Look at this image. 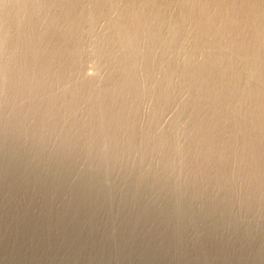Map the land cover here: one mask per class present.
Masks as SVG:
<instances>
[{
	"label": "rangeland",
	"instance_id": "rangeland-1",
	"mask_svg": "<svg viewBox=\"0 0 264 264\" xmlns=\"http://www.w3.org/2000/svg\"><path fill=\"white\" fill-rule=\"evenodd\" d=\"M89 1H91V2H89ZM89 1L85 0L86 3L84 4V8L86 9V11L84 10L85 13L83 14V16H86V14H87V16L89 15L90 17L88 18L86 16V17L80 18V20L83 18L86 20V22H84V23H83V21H85V20H81V21L79 20V22H78L77 19H74V21L75 20H77V21L73 22L72 15H69L70 13H67L69 16H67V14H65L66 12H63L64 14H62V12H61L62 10H60V8H62L60 6L61 5L60 2L58 3V1H54V2H57L59 4L60 7L58 8L57 3H54V2L52 3L51 1H49L48 3L44 2L45 4L47 3L46 5L48 7L46 9V7H45L46 5H44V11L49 10L47 12L51 13V15L48 13L49 16H51V17L49 18L48 15L44 16V14H43L44 18H42V21L41 22L39 21V22H37V24L34 25V27L36 29H38V31L33 29L34 27L32 28L34 31L31 29L30 30L28 29L29 31L23 30L26 28L22 29V32H23L22 34L23 35L25 34L24 37H26V35H27V37L33 36L35 39V38H39V37L41 38L43 36L42 34L46 30V27H50V26L53 27L51 29H55V32L60 33L59 36L60 35L62 36L64 34H66L67 32H70V31L65 30L68 28V25L70 26V29H71L70 34L73 32L71 34L72 38L75 37V38L71 39V41L73 40L75 42V44L73 41L72 42L71 41H68V42L63 41V42H66L69 44L71 43V46L74 45L73 47L70 48L69 44L65 43L67 45L66 46L62 42H60V44L61 45L64 44L65 47L63 45H62L63 47L61 45H58L59 41H61V40L57 39L58 37H55V39H54L53 35H49L50 37L47 36L49 39L46 37L47 41L46 40L45 41L48 42L46 44L48 45L50 43V45H48V46L45 44V41L43 42L45 37L41 38L42 41H40V43H41L40 47H39L40 52L50 51L52 49L51 46H53L51 43L53 42V44H54V40H55L56 44L58 43L55 46H57V48L60 51H62V53H63L62 57L58 60L59 67H58V65L56 66V69L58 71L55 69L50 70L52 72L54 71L52 73L49 70H48L49 71L48 72L47 69H44V70H46L44 72V70L42 69V70H40L41 73L39 72L37 74V71H39V70H36L33 67L31 69L30 65L33 63H30V62L32 61L31 59H32V56L34 55V53L31 54L32 56L29 55L30 57L27 56L26 54H28V53L30 54L32 52V50L34 49V48H32L33 47L32 44L25 43L26 44V46H25V44H22L23 42L22 43L18 42L13 47L15 50L10 49L9 47H6V45H4L3 47H0V50H2L3 53H6L5 58H4V56L2 55L3 53H1V51H0V53H1L0 57L2 56L1 60H0V66L3 65V64H1L3 62H4L3 66H5L6 64L10 65V71H12L11 75H15V73H17V71L21 67L27 68V70H26L27 72L25 73L26 79L23 76L22 79L19 78V79H17L18 81L16 80L18 83V89L21 88V86L25 84L26 80L33 79L34 76L37 77V76H39V74H40V76L42 75L41 77L39 76V78H40V79H38L39 82L37 81L38 77L37 78L35 77L36 79H33L34 82L37 81V83L40 84V80L42 79L46 85L49 83L47 85L48 89L47 90L43 89V91L41 90L42 92L40 91L39 88H37V87H39V85L36 84L35 87L37 89L33 88L34 86H32L30 89H28L29 91L25 89V91H21L22 93L20 92L21 95L26 94V96L22 95V97H21V95L20 94L18 95V93L15 94V96H14V90L15 91L17 90V87H15L14 85H17V83H15V84H13V82H11L12 84L10 82L7 83V81L4 80V77L2 75H0L1 76L0 77V82H1L0 84L3 83V85H0V90H1L0 94H3L4 96H6L5 97L6 99H3L4 96H3L2 100L0 99L1 100L0 104H2V102H3V104H5V102H6V104H5L6 107L4 106L5 108L3 106L0 107V110H1L0 111V122H2V125L0 124L1 125V127H0V136H1L0 140H2V142H3L2 143L0 141V145L3 144L2 145L3 148L0 146V264H264V175H263L264 171H262V168H264V161L261 160L264 158V150H263L264 148H260L261 144L264 147V139H262V137L264 138V131H263L264 130L263 129L264 128V123H263L264 122V119H263L264 118V105H263V103H264L263 102V100H264V96H263L264 95V90H263L264 89V76H263L264 73H262V72H264V70H263L264 69L263 68L264 63H263L262 67H261L262 62H261V65L257 64L255 66V68L260 67L259 70L257 68H256L257 70L252 69L253 71H251V68L246 69V71L247 70L251 71L253 76H255L254 72H256V74H258L257 78L262 77V79H263V80H261V78H258V80H260V82H262V83L258 82L256 86L254 85L260 91L258 92V90L254 87L256 92L254 91V89L250 92H253L255 94L250 93V95H247L248 97H253L251 99L249 98V100L252 104V102H253L252 100L255 99L256 96L260 97V95L263 94L262 95L263 97L261 96V98H262L261 101L263 103L260 102V104H259L260 107H259V105H256L257 107H259V110L257 107L254 108L255 110L257 108L256 111H254V109L252 107H251L252 109H250V106H253V104L252 105L250 104V106L248 105V102H249V101H247L248 97H247V99L246 98L244 99L247 101L248 107L246 106V102L245 103L243 102V106L245 104L246 108H240L239 107V109H240L239 110L237 107L242 106L241 105L242 103L239 101V104H240L239 105L238 103H235L234 102L235 99L232 98L230 103H227V106L225 105V107H223L224 110H227L224 112V114L225 115L227 114L229 116V118L227 115H226L227 117L224 116L227 118V119L226 118L225 119L231 120V118H232V121L228 120L229 121L228 122L226 120H223L224 122H222V120H221V123H222L221 126H219L221 124L220 122H219L220 124L218 123L219 125L212 122L213 124H215V125H213L211 123V121L214 120L216 108H217L218 112L221 109L220 105L217 106V103L220 104V102L219 101L214 102L216 98H215V96H213V94H215V93L218 94V92H217L218 90L214 89V90H216L215 93L213 92L214 90H212V91L210 90V92L212 94L209 93V95H205V96H204V94H202V96H200L201 94L198 93L200 91H198L199 88H198V86H196L197 85L196 80L190 81L188 79L189 81L185 82V79H187V78L182 77L183 75H181L182 73L179 70L175 71L171 67L165 68L168 73L166 72V70H164L163 63H164V60L166 58L169 59V63H171V61L174 62L171 64V66H173L175 63L177 65V63H180V62L181 63L184 62V65H186L187 60H185V59L186 58L190 59V57L193 59L195 57L194 60L197 59L196 61H198V62H203V61L205 62V60H203V59H205L204 57H206V54L208 56V53H209V55H210V53L212 54V55H210V57H212L215 54L219 58L221 55L220 54V48L218 47L219 48L218 49L215 46V44H213V43H210V46L213 44L212 46H215V48L218 50H215V48L213 49V47L212 46L210 47L209 44L207 46V42L204 44H199V45L196 44L197 46H195L194 44L196 42L194 39L196 37V34H192L193 30L191 28V25H188L186 27V30L185 29L183 30V33H181L182 31H178V30L175 31L174 30L177 33L176 35L174 34L175 32L172 29H170V31H172V33L169 31V28H167L168 26L165 24H167V22L172 18L173 13L170 14L171 18L170 17L168 18V16H166V15H168V12L170 13V11L174 12V15H176L178 12H180V11H178V12H176V11L182 9L181 8L182 2H180L181 0L179 2H175L173 5H171L172 6V8L170 7L171 10L168 11L167 14L165 15L167 17L166 18L167 20L166 19L163 20L164 17H159V20H160V18H162L161 20L165 21V24L163 22H160L161 20L159 21L158 18H157V20L159 21L160 24L157 22V20L155 22L154 19H152L153 17H151V15H153V14L150 15V12L149 13L147 12V14L145 16H143V18H141V19H144V18L148 19L149 18L148 19L149 22H147V21L141 22L142 25H148L149 24L148 28L146 30L147 34H146V31H144L142 33L141 32L139 33L141 36L140 35L139 36L132 35V36L133 37H140L141 38L140 41H146L147 42V44H145L146 42L141 43L143 45L141 48L144 49L143 51L146 54H144V53L142 54L143 51L141 52V50H140L141 48L137 49L140 52L139 51L137 52V50H136L137 53L135 52V54H134V51L136 48H130V47L123 48L124 50L128 49L126 51L127 53L123 52L121 45L119 47L118 41L117 42L111 41L110 37H114V34H116L115 35L116 37H117V34H118V37L120 34V37H121V34L123 35V33H124L119 28H115V29L116 30L118 29V31L120 30V33L117 32L116 30H114L113 25H112V19H115L116 17L121 15L120 12L122 9L121 10H119V9L125 8V6H126V5H124L126 3L125 1L121 0L122 6H120L121 2H118V1H117L118 3L116 2V4H118V6L120 8H118V6L115 4V2H113V4H112V2L109 3V4H111L110 7H109V4L104 5L105 6L104 8L108 7L109 9L106 8L107 10H105V9L100 10L101 12L99 11L100 12V13L98 12L99 14L96 12L97 8H95V7H98V5L101 3L100 2L101 0L100 1L99 0H93V1L89 0ZM94 1H97V2L94 3ZM98 1H99V4H98ZM139 1H141V0L137 1L138 3L136 4V6H140L141 3ZM202 1L204 3L206 0L205 1L202 0ZM202 1H200L201 4L199 3L201 6L204 5L202 3ZM92 2H93V4H92ZM143 2H144V0H143ZM143 2H142V4H144ZM209 2H210V0H209ZM90 3L93 6H90L91 5ZM48 4H50V5L48 6ZM51 4H53L54 6L56 4V9ZM114 4H115V7L117 6L116 9H114L115 8ZM85 5L86 6L88 5L87 6L88 11H87V7ZM112 5H113V7H112ZM52 7L54 8V10ZM92 7H94V8L92 9ZM26 10H28V9L24 8L22 13H24ZM51 10H52V12H51ZM55 10L60 12V14L59 13L57 14L56 13L57 11L55 12ZM103 11L104 12L108 11L109 14H108V12L103 13ZM123 11H124V9H123ZM89 12H91L92 15ZM117 12H119V13H117ZM52 13L54 15H52ZM95 14H96V17H95L96 19L93 18L95 16ZM97 14H98V17H97ZM57 15L58 16L61 15V16L58 17ZM65 15H66V17H65ZM101 15H103V17ZM148 15L150 17H147ZM161 16H163V15H161ZM56 17H58V18H56ZM62 17L64 20L61 19ZM175 17H177V15ZM51 18H52V21L50 20ZM53 18H55V20ZM65 18L66 19L70 18V20H66ZM87 19H89V21ZM146 19H144V20H146ZM186 19H184L185 20L184 22H187L186 24H188V21H190V19H187V20ZM45 20H47V22H43ZM48 20H50V21L48 22ZM56 20H57V22H56ZM71 20L74 24L72 22L71 23L67 22V21H71ZM91 20H93V21H91ZM109 20L111 23L108 22ZM59 21L62 23V25ZM64 21H66L65 25H63L65 23ZM150 21L155 22V23H152V24H154V27H155L156 23H158L159 26L161 25L162 27H163V25H165L166 31H164L165 27L162 28L161 26H160L161 27V31H160V27L158 28L157 27L158 24H156V27L159 29V31H158L160 34L159 36L161 38L159 39V36H158V38L154 39L155 41H153V43L149 44L148 43V39H149L148 34L153 30V27H152L153 25L152 24L150 25V23H151ZM42 22H43V24H42ZM55 22L56 23L59 22V24H56ZM190 22H189V24H191ZM38 23L40 25H38ZM67 23H68V25H67ZM75 23H77V24L81 23L80 25L78 24L80 27L77 24L75 25ZM85 23L86 24L90 23V24L86 25L87 27H85V26H83ZM48 24H49V26H47ZM37 25H38V28H37ZM55 25H56V27L60 26L59 30H58V28L54 27ZM73 25H75L76 27ZM15 26H18V25L16 23H13V27H15ZM71 26H72V28H71ZM11 27H12V25H11ZM150 27L152 29H149ZM156 27L154 30L157 29ZM109 28H110V30H109L110 34L109 35H111V36L108 35V33H109L108 29ZM61 29H64V30H61ZM70 29L68 28L67 30H70ZM41 30H43V31L41 32ZM60 30H61V32L63 31L64 33L61 34ZM26 31H27V33H26ZM31 31H32V33H29ZM51 31H53V30H51ZM121 31L123 33H121ZM167 31L169 34L171 33L170 37H172V38L169 37V34L167 33ZM184 31H186L187 33H189V32L190 33L192 32V33L188 34V36H187V33ZM194 31H195V29H194ZM33 32L34 33L37 32V35H36V33L34 34ZM38 32H40L41 34ZM114 32H117V33H114ZM165 32H166V34H168V38H169L168 40H171L170 42L168 40H166L167 35L165 34ZM28 33L31 35L28 36ZM38 34H40V36ZM77 34H79L78 36H81V38L82 39L84 38V39L80 40L79 39L80 37H78ZM82 34L84 35V37H82L83 36ZM143 34H144V36H143ZM172 34L175 35L174 38H173ZM262 34H263V29H262ZM71 35L68 37H71ZM73 35H75V36H73ZM105 35H106V37L108 35L110 40L108 37L105 38ZM162 35H163V37H162ZM177 35H179L180 37L182 36V37L176 39L175 37H178ZM76 36L78 39L76 38ZM151 36H152V33H151ZM183 36L184 37L186 36V37L183 39ZM51 37L54 40L51 41L50 40ZM143 37H144V40H143ZM190 37L192 39L194 38L193 40L195 43L192 41V39H190ZM101 38H103V39H101ZM145 38H146V40H145ZM156 39H158V40H156ZM174 39H176V40L174 41ZM181 39H182V41H181ZM185 39H187V40H185ZM106 40H107V45H106L107 49L104 48L105 44H106ZM172 40L174 41V43ZM184 40H185V42H184ZM49 41H51V42H49ZM81 41H83V42H81ZM102 41H104V42H102ZM79 42H81V43H79ZM110 42L112 45L110 44ZM114 42L119 47L118 48L116 46V49H118V51H120V49H121V52H123V53L117 52V50L114 47V45H115ZM166 42H168L167 45H166ZM182 42H184L185 44ZM19 43H20V45H19ZM113 43H114V45H113ZM180 43H182V44H180ZM186 43H189V46H191V48L189 46H187L188 44H186ZM42 44L46 45V47L44 45L42 46ZM79 44H81V46ZM108 44H110L112 47ZM163 44L165 46H163ZM177 44H179V45L177 46ZM21 45H23V47H21ZM76 45H79L77 48H80V49L74 50V47L76 48ZM159 45H162V46H159ZM180 45H182V46H180ZM203 45H205L204 48L202 47ZM234 45L235 44H233L230 47V49H235V47L232 48ZM154 46H155V48H154ZM68 48H70V50H68ZM109 48L110 49L113 48V50L111 49V52H110ZM150 48H151V50H148ZM152 48H154V49L152 50ZM179 48H180V50H179ZM186 48L188 49V51L186 50ZM182 49H183V51H181ZM189 49L192 51H190ZM206 49H207V51L209 49H211V50L208 51V53H207V51H205V54L203 55L202 52H204V50H206ZM76 50L79 51L80 55L78 53H76ZM100 50H102V52ZM155 50H156V52H154ZM213 50H215L217 53ZM262 50L264 52V49H262ZM262 50L260 51V53H262ZM128 51H130V52L128 53ZM189 51H190V53H189ZM22 52H23V54H25L27 56V58L29 60L26 59V56H25V58L23 57L24 55L22 54ZM131 52H133V54H131ZM148 52H150V53L147 54ZM75 53H76V55L77 54L78 55L77 56L74 55ZM156 53H158L159 55H157ZM183 53L185 56H183ZM233 53H234V51L230 52L231 55ZM10 54H11V56H10ZM16 54H17V56L20 55L19 58L21 60L18 59ZM126 54H128L129 57ZM136 54L138 55L137 58L135 57ZM150 54H152L153 57L156 54V56L154 57V62L155 61H157V62H155V63L152 62V64L147 63V61H149L147 58H149ZM165 54H168L169 57H171V56L172 57L168 58V56H166ZM175 54H176V56H175ZM187 54H188V57H186ZM194 54L197 55L198 58L196 56H194ZM230 54L227 53V55H230ZM262 54L264 55V53H262ZM262 54H259L260 59L264 58V57H262L263 56ZM70 55H72V56L70 57ZM108 55H109V57H107ZM124 55L127 56V59ZM131 55H134V56H131ZM144 55H145L147 61H145ZM178 55H179V58L177 57ZM12 56L14 57V59L12 58L14 62L11 59ZM101 56H104V57H101ZM216 56H214V58H217ZM7 57H10V59ZM22 57L24 58V60L22 59ZM72 57L74 59L73 63H71ZM130 57L131 58L135 57L133 59V60H135V65H136L135 69H134L135 65H133V66L128 65V64H131L130 62H127ZM16 58L18 59L19 63H18V61H16L17 60ZM104 58L106 59V63H108V64L110 63L109 66H108V64L105 63ZM131 58L129 61H132ZM237 58H239V57H237ZM7 59L13 62L12 66H11L12 62L9 61V63H8ZM66 59L68 61H70V63L72 65L69 63V65H70L69 66L67 64L68 61H66ZM117 59H119L118 62L116 61ZM159 59L161 61H158ZM167 59L165 60L166 63L168 62ZM170 59H172V60H170ZM175 59L177 61L178 60L179 61L177 62V61H175ZM239 59H241V58H239ZM239 59L235 60V64L237 66L234 65V70H236L237 72L241 71L240 72L241 74H243L242 72L246 73V75L248 74V76H246V77L249 78L251 76V72L247 73L248 71L245 72L243 70V68H241L242 65H245V64L242 60L241 61L243 63L241 61H239ZM2 60H3V62H2ZM33 60H34V58H33ZM108 60H109V62H108ZM125 60H127V61H125ZM183 60H185V61H183ZM20 61L23 63L21 64ZM61 61H62V64H60ZM75 61H77V62H75ZM115 61L117 63V67L115 66L116 63L114 65ZM138 61H139V63H138ZM237 61L241 62L242 65H240L241 63H239V62L237 63ZM16 62H17V66L15 64ZM120 62H122V63H120ZM75 64H77L78 67ZM120 64H122V65L126 64L127 65V67L124 68L125 70L122 69V66ZM155 64H156V67L159 64V67L156 68ZM180 64L178 67H180V69H181L183 67V65L181 64L182 65V67H181ZM26 65H28L30 69H28V66H26ZM119 65L121 67H119ZM124 65H123V67H124ZM137 65H139L138 68H137ZM150 65H152V66H150ZM176 65H175V67H176ZM3 66H1V67H3ZM74 66H76L75 68L78 71L74 68ZM110 66H112V67L115 66L114 68L115 69L119 68L120 71L122 69L123 73L122 72L120 73V71L118 69L117 70L114 69V73L111 72L112 74H110V77H109L110 71L113 70V69H111L112 67L110 68ZM162 66H163V69H162ZM252 66L253 65H250V67H252ZM128 67H129V69H132L133 71H135L133 75H132L133 71L131 72V70H129ZM147 67H150V68L147 69ZM247 67H248V65H247ZM68 68H70V69H68ZM71 68H72V70H71ZM142 68H143V70H142ZM155 68H156V70H155ZM158 68H161V69H158ZM15 69H17V70L15 71ZM65 69H66V71H65ZM126 69L128 70V73H127ZM144 69L149 70V72L147 70L145 71ZM150 69H153V70L150 71ZM169 69H170V72H169ZM13 70H14V73H13ZM29 70L30 71L33 70V71H31L33 74L35 72L36 73L34 75H32V73L29 72ZM70 70H71V72L73 70H75L77 72L73 71V75H72V73L69 72ZM141 70H142V72H141ZM159 70H160V72H159ZM59 71H61V74H63L65 77L63 75H61L60 73H58ZM62 71H63V73H62ZM115 71H116V73H118V75H115ZM137 71L139 74H137ZM143 71H144V74H142V76H143V78H142V76H139V75H141V73H143ZM177 71L180 73L176 74ZM42 72H44V73H42ZM46 72H47V76L45 74ZM124 72L127 73L129 77H130V75H131V77L134 76L135 73H136V76H134V79L133 78H124L125 77V76H123L125 74ZM161 72L163 74H161ZM237 72H235V73L240 74ZM260 72L262 73V76H260V74H261ZM49 73H50V75H49ZM55 73H58L57 75L61 79L57 78L58 76H56ZM74 73H76V76L74 75ZM165 73H166V75H164ZM29 74L32 76L31 78L29 77L30 76ZM51 74H55V75L51 76ZM169 74H170V76H169ZM111 75H114V76L111 77ZM150 75H151V77H150ZM45 76L48 78H46ZM128 76L126 75V77H128ZM161 76H163V78ZM175 76H176V79H175ZM114 77H116V78L119 77L120 79L119 78L116 79ZM139 77H141V78H139ZM177 77L178 78L182 77L183 80H182V78H180V81L182 80L180 82L177 79ZM251 77L249 78V80L251 83H254L255 77L252 78L253 81L251 80ZM110 78H111V80L109 81ZM137 78L139 80L142 79V81L144 79V81H147V82H144V81L139 82V81H137L138 80ZM164 78L165 79L167 78L166 81L168 83H164V82H166ZM1 79H3V80H1ZM51 79H53V81ZM115 79L119 80L118 83ZM158 79H162V80H160L161 82ZM173 79H175V80H173ZM21 80H23L24 82ZM62 80L63 81L65 80V82H62ZM81 80L82 81L86 80L85 82H83L85 84H83ZM112 80H113V83H111ZM125 80H128V81H125ZM153 80L156 83H158L157 80L159 81V83L163 82L162 83L163 85L159 84V86H158V84L155 83L156 87H154V86H152L154 84ZM168 80L169 81L171 80V81L169 82ZM245 80H241V81L243 82ZM16 81L14 80V82H16ZM51 81L56 83V84L54 85V83H52ZM79 81H80L81 85L83 84L84 87L86 85V89L84 88L85 90L83 89V86L78 84ZM87 81H89V82H87ZM34 82H33V84H34ZM61 82H62V84H61ZM72 82H73V85H72ZM86 82L88 84H86ZM114 82H115V84H114ZM120 82L121 83L124 82V83H122V85H121ZM133 82L138 87L139 86H142V87L138 88V87H136V85L133 86L134 85ZM189 82L191 84L194 83V85L195 84L196 85L195 86L191 85V84H189ZM227 82H228V84L230 83V81H228V79H227ZM233 82L234 81H231V85L233 84ZM4 83H5V85H4ZM51 83H52V85L49 86ZM119 83H120V87H119ZM126 83L128 85H126ZM139 83H144L145 85L144 84L140 85ZM171 83H173V84H171ZM184 83H188L189 86L191 85L190 87H193V86L194 87L192 89H190V88H188L189 86H187L188 84L185 85ZM57 84H61V85L58 86ZM90 84H92V86L88 87V86H90ZM258 84H260V89H259ZM111 85H112V87H111ZM113 85H115V86H113ZM129 85L130 86L132 85L131 88H129L130 87ZM165 85L166 86L170 85L171 87L170 86L166 87ZM173 85L176 87H174ZM262 85H263V87L261 89ZM4 86H6V87H4ZM7 86H9V87H7ZM53 86H54V89H53ZM74 86H75V88H74ZM76 86H77V88H76ZM11 87H13V89ZM55 87H56V90L58 91L57 93H56ZM59 87H61V89ZM121 87H123L122 90H124V89L126 90V88H127V91H126L127 94L125 91H124V93H123V91H121L123 94L118 92V91H120ZM10 88L12 89V90H10L12 92L9 91ZM22 88H24V86H22ZM62 88L64 90L68 88V90L64 91ZM108 88H110V89H108ZM140 88H143V89H141V91H140L139 90ZM158 88H159V90H158ZM177 88H178V90H177ZM186 88L189 90H187ZM32 89H34V90H32ZM58 89L62 90V91L60 92ZM72 89H75V92H73L74 90H72ZM81 89L84 90L83 94H82L83 90H81ZM117 89H119V90H117ZM128 89L131 90V92L133 89V92L135 91L136 93L132 92V94H130V91ZM166 89H167L168 93H166L167 92ZM171 89H173L174 91ZM30 90H32V91H30ZM48 90H50V91H48ZM106 90L107 91L111 90V91L107 93ZM137 90L139 92H137ZM157 90L159 92L156 93ZM261 90L263 92H261ZM33 91H35V92H33ZM36 91H38V92L40 91V93L38 95H36L38 93ZM44 91H46V93ZM76 91H77V95L74 96L73 94L74 93L76 94ZM104 91H106V92H104ZM160 91L162 92L161 94H160ZM171 91H173V92L171 93ZM195 91L196 92L198 91L197 94L195 93ZM8 92H9V94H7ZM32 92L35 94V96L33 95L34 100L33 99L30 100L32 98V96H31L32 94H30V96H31L30 97L29 93H32ZM48 92H52V93H48ZM59 92H60V94H58ZM66 92L69 94H66ZM88 92H89V94H88ZM163 92H165V93H163ZM11 93H13V95ZM53 93H54V95L57 94L58 97L60 95L61 97H59V98H60V100L62 99L61 100L62 102L65 100L66 101L70 100L71 102L65 101V103L62 104L60 102L59 98H56L57 95L54 96ZM61 93H63V94L65 93L67 97L65 96V94L62 96ZM90 93H91V95H90ZM105 93L109 94V95H106V97L105 96L103 97L102 94L105 95ZM139 93H141V94H139ZM155 93H156V95H155ZM45 94L51 95L52 98L48 97V95H47V97H45L46 96ZM124 94H125V98L121 97V96H124ZM133 94L135 97L136 96L137 97L135 98L133 96ZM166 94L169 95V97ZM198 94H200V95H198ZM10 95L12 97H15V99L13 100V98L10 97ZM110 95L113 96V98ZM118 95L120 98L117 97ZM160 95H161V97H160ZM172 95H173V97H172ZM254 95H256V96H254ZM37 96H38V99H39V96L45 97V98H40V100L44 99L43 100L44 102L41 101L43 103V104L41 103L42 105L39 103L40 101L39 102L35 101V100H37V98H36ZM126 96H128V99L126 98ZM209 96H211L215 99H213V100L208 99V101L211 100L212 105L206 106L205 100L207 97L209 98ZM70 97H72V98H70ZM108 97H110V98H108ZM131 97H133L132 98V100L134 99L133 101H131V99H130ZM165 97H167L168 99L166 98L167 99L166 100ZM196 97H198V98H196ZM201 97H203L205 99H200ZM8 98H10V100L11 99L12 100L10 101ZM26 98H27V100H26ZM47 98H48V100H47ZM53 98H55V99H53ZM106 98L108 100H106ZM139 98L141 101L139 100ZM156 98H158V99H156ZM159 98H160V100H159ZM169 98H170V100H169ZM72 99L74 101L76 100L75 101L76 103L74 101H73L74 102L73 103ZM109 99H111V101H109ZM118 99H121V100L119 101ZM122 99L129 100L130 103L134 107L135 106L137 107L136 109L138 111H136L132 105H130L131 107L129 105H127V103L130 104L127 100H125V103H126L125 104L124 100H122ZM193 99H197L199 102L202 100L203 102L201 101V103H199V105L197 106L196 104H198V101L194 100L196 102V104H195ZM5 100H7L9 102H7ZM15 100L17 101L16 104H15V102H16ZM45 100H46V102H45ZM56 100H57V102H56ZM116 100H118V101H116ZM136 100H137V102H136ZM163 100L165 101V103ZM12 101H14V102H12ZM23 101H25L26 103H23ZM27 101L29 102V104H31V103L32 104L28 105ZM30 101H32V102L30 103ZM47 101H49V102H47ZM53 101H55V102H53ZM107 101L111 102L112 106H111V104H109V102L107 103ZM159 101L160 102L162 101L161 103L164 105L159 103ZM11 102H12V104H10ZM21 102H22V104H20ZM36 102L39 104V106H37L38 104H36ZM50 102L54 103V104L53 103L52 104L54 105V107H56L55 111L51 110V109L45 110V108H47V107L48 108H54L51 106L52 104ZM118 102H121V103H118ZM191 102H194L195 106H193ZM231 102H233V105L231 104ZM48 103H50L49 104L50 106L48 105ZM55 103H56V105H55ZM68 103H70V104L68 105ZM234 103L238 106H236ZM261 103L263 105V108H261ZM17 104H19L20 106H18ZM23 104L25 105V107ZM34 104L37 106V109L35 108L36 106ZM65 104H66V106H64ZM94 104L96 107L94 106ZM138 104H139V106H138ZM183 104H184V106H183ZM16 105L18 106V108ZM59 105H61V106H59ZM161 105H162V107H161ZM165 105H167V106H165ZM10 106L11 107L14 106L13 108L16 110L11 109ZM26 106H27V109H26ZM41 106L45 107V108H43L44 110L43 109L40 110V108H38ZM159 106H160V108H159ZM199 106H201V107H199ZM20 107H21L22 111L21 110L19 111ZM57 107H58V110H60L62 108L63 109L60 110V112H59L57 110ZM123 107L126 111L123 109ZM163 107H164V109H163ZM211 107L212 108L214 107V108L212 109ZM28 108H29V110H28ZM118 108H120V109H118ZM126 108L129 110V113H128V110ZM131 108H132V110H131ZM196 108L201 109V111L196 109ZM247 108H249V110L254 111V112H251V111L249 112ZM3 109H5V111ZM8 109H11V110L8 111ZM38 109L42 112L40 113V111H37ZM116 109H118L119 111ZM210 109H211V111H210ZM236 109L238 111H236ZM242 109H244V110L246 109L247 112H249V114H247V112H246V114L250 117L253 116L251 118L252 119L255 118L254 119L255 121L250 119V117H248L246 114L242 115L243 113H245ZM23 110H25V112ZM32 110H34V112ZM50 110H51V113L54 114V116H53V114L52 115L50 114ZM95 110H96V113H94ZM230 110H231V112H230ZM10 111L12 113L14 112L13 117H12V114ZM15 111L16 112L17 111L23 112L22 115H21V113L18 112L22 116V118L19 114L18 115L20 117L17 116V113ZM27 111H30L29 113H31V114L33 113V114L32 115L28 114ZM35 111H36V113H35ZM56 111H57V113H56ZM104 111H106V112H104ZM116 111H117V113H116ZM134 111H136V112H134ZM2 112H4V113H2ZM43 112L45 114H43ZM74 112L76 114L73 116ZM102 112H104L106 114H104ZM111 112L114 113V116H113V113H111ZM130 112L131 113L134 112L135 113L134 116H136V117H134L133 114H131ZM194 112H196L195 115H194ZM199 112H200V114H199ZM202 112L206 115L204 116V114H202ZM236 112L237 113L239 112V113L237 114ZM241 112H242V114H240ZM258 112L259 113L262 112L263 114L260 115ZM46 113H47V115L48 114H50V115L47 116ZM58 113H60L61 115L59 114L57 116ZM122 113H125V114L120 115ZM127 113L129 115L126 116ZM257 113L259 114L258 116H263L261 119H260V117L257 116L259 118V120H262L261 122H262L263 126L261 125V122H259V120L254 116ZM10 114H11L12 118L11 117L9 118ZM23 114L26 117H24ZM35 114H37V115H35ZM41 114H42V116L44 115L43 118H41L42 117ZM89 114L90 115L93 114V115L90 116ZM102 114H103V117H102ZM116 114H118L117 118H116ZM197 114H198V117L200 119L197 117L193 118L194 116H197ZM190 115H192L191 119H190ZM200 115L202 116V118L204 116V118L202 119L200 117ZM232 115H233V117H232ZM237 115L239 116V118L241 116L242 117L244 116L243 118H245V119L240 118V120L237 121V119H239ZM37 116L38 117L40 116V118H37ZM59 116H61V117H59ZM69 116H72V117L70 118ZM88 116H90L89 118L91 120L88 118ZM236 116H237V118H236ZM16 117L20 118L23 121V123L21 122L20 119H17L18 120L17 121ZM63 117H65V119H67V120H65ZM67 117L70 119H68ZM119 117H121V118L118 119ZM208 117H209V120H208ZM13 118H15V122L12 121ZM59 118H60V120H59L60 124L58 123V121H56ZM125 118L126 119L128 118L127 119L128 121ZM132 118L135 120V122H134V120H132ZM233 118L236 120H234ZM5 119L9 121V124L8 123L6 124ZM24 119H26V120H24ZM28 119H29V121H28ZM38 119H40V121L41 120L42 121L39 122ZM49 119H53L55 121L51 122V124H50ZM72 119L74 120V122ZM113 119L115 121V124L111 125L110 122L112 123ZM116 119L118 120L119 123L116 122L117 121ZM123 119H125V121ZM194 119L197 121L199 120L198 123L196 121H194ZM48 120H49V122H48ZM89 120L92 121V123H89L90 122ZM200 120H202V121H200ZM207 120H208V123H207ZM243 120L247 122L246 125L244 124L245 122ZM249 120L251 122L254 121V123L256 122L257 124L255 123V126H254V123H251V124H253V126H250ZM16 121L18 122V124L20 123L21 125H18L16 123ZM45 121H46V125L50 124V125H48V127L45 124H43V122L45 123ZM60 121H62V122H60ZM129 121H132V122H129ZM225 121L227 124L233 123L234 125L233 124L227 125L225 123ZM239 121L240 122L243 121L244 123L241 122L243 125H241V123L235 124V122L239 123ZM3 122L5 125H3ZM10 122H11V124H15V123L16 124L11 126ZM26 122L28 124L27 126H26ZM37 122H38V124H36ZM67 122H69L68 125H67ZM86 122H88L89 124ZM202 122H203V124H201ZM34 123H35V125H34ZM41 123H42L43 127L40 126V128H39V124L41 125ZM61 123H63V124H61ZM129 123L133 124L132 129L130 128L131 124H129ZM134 123H135V125H134ZM56 124L57 125L59 124L60 126L59 125L57 126ZM194 124L197 126H195ZM205 124L209 127H210V125L211 126L213 125L212 129L213 128L214 129L209 130L211 127L207 128V126ZM17 125L19 127L21 126L24 129L18 130V129H21V127L19 128ZM44 125H45V128H44ZM63 125L69 126V128L67 127L68 129L65 128L67 131L68 130L70 131V133L69 132L67 133L65 131L67 133V136L65 135V132L62 131V130H64ZM98 125L101 126L102 131ZM118 125L123 127V128L121 127V131H120V127ZM125 125L126 126L130 125V126L126 127ZM200 125L203 128L200 127V130L198 131V128ZM248 125L250 126V128L253 127L254 130H250ZM4 126H7V127H4ZM62 126H63V128H62ZM88 126H90V127H88ZM193 126L195 128L197 127V130ZM224 126H226V127H224ZM239 126L241 129L239 128ZM244 126L245 127L247 126V128H249V129L243 128ZM12 127L15 129L13 130ZM25 127L27 130L25 129ZM60 127L62 128V130L60 129ZM108 127H110V128L108 129ZM113 127H117L118 129L113 128ZM124 127H126V128L124 129ZM190 127H191V130H190ZM222 127H224V129ZM259 127H261L262 130L259 131ZM33 128H35V129H33ZM89 128H90V130H89ZM135 128L137 130H139V133ZM228 128H229V130H228ZM230 128L233 130V133H230V132H232ZM253 128H251V129H253ZM42 129L45 132L42 131ZM47 129H48V131H47ZM126 129L129 132H127ZM235 129H237L239 134H236L237 131H235ZM257 129H258V132H257ZM15 130L19 134L21 132H23V133H21V135H19L16 133ZM35 130H36V132H35ZM72 130H73V134H72ZM97 130L100 133V135L97 132ZM103 130H105V131H103ZM108 130H111V131L109 132ZM188 130L190 131L189 136L191 133H193L194 130L195 131L193 134H196V135H193V134L191 135L190 141H189V139H187ZM220 130H222V132H223L222 134L220 133ZM239 130H241V131H239ZM37 131L38 132L42 131V133L45 135V138L44 137L42 138L41 133H37ZM75 131H76V133H74ZM107 131H108V133H107ZM122 131H124L125 133ZM133 131L136 133H134ZM234 131H235V135H233ZM247 131H249L250 134H251V132L256 133V136L254 133H253L254 134L253 136H251L252 134L251 135L249 133L247 134L246 133ZM1 132L4 133L5 137L2 135L3 133L1 134ZM120 132H121V134H120ZM201 132H202V134H201ZM259 132H261V133H259ZM34 133H36L39 136L37 137V135ZM215 133H218L217 135L219 137L216 136ZM225 133L229 134V135L231 134V136H233V137L230 138V136L228 135L227 138L229 137L230 139L229 138L227 139ZM240 133H241V135H240ZM262 133H263V136L261 137L260 134H262ZM112 134L114 135L113 137H112ZM131 134H136V135L133 136ZM213 134H215L216 137ZM219 134H221V135H219ZM242 134H244V136ZM13 135H14V137H12ZM16 135H19V136H16ZM31 135L34 136L35 138L34 137L32 138ZM77 135L80 138H77ZM116 135H118V136H116ZM130 135L132 136V138L130 137ZM205 135H208V136L204 137ZM210 135H212V136H210ZM247 135H248V138L251 142H245L244 141V140H246V141L248 140ZM15 136H16V138H15ZM196 136L198 139L195 138ZM40 137H41V139H40ZM97 137H98V139H97ZM208 137H210V138H208ZM212 137H213V139H212ZM237 137L239 139L236 140L235 138H237ZM253 137L256 140L252 142V140H254ZM257 137H260L259 138L260 141L258 140ZM1 138H3V139H1ZM76 138L81 139V141H78ZM111 138H112V141H111ZM188 138H190V137H188ZM201 138H203V139L206 138L207 143L205 142V140L203 141V139L199 140ZM216 138H218V141H219L218 143L221 144L222 148H219L221 146H216V143H217ZM221 138H222V140H224V138H225V140H224L225 143H224V141L220 140ZM242 138H243V140H241ZM10 139H12V140H10ZM15 139H16L17 144L15 142ZM32 139L33 140L37 139V140L33 141ZM99 139H100V142H99ZM193 139H196V140L194 141ZM210 139L212 140V142H211L212 145L210 144V141H211ZM40 140L42 141V143L38 142ZM109 140H110V142H109ZM127 140H130L131 145L128 144L129 142ZM132 140H135V141H132ZM238 140L239 141L241 140V141L239 142ZM257 140L259 142H261V141H263V142H261L260 144H255V142H258ZM131 141L134 143H132ZM193 141L195 143H192ZM196 141H197V143H196ZM198 141H201V142L198 143ZM220 141H222V142H220ZM227 141L229 142L228 145L226 144ZM242 141H243V143H242ZM10 142H11V144H10ZM13 142H15V143H13ZM60 142H62L63 144L64 143L66 144V142H67L70 150L65 148V146L67 147V144L66 145L64 144L65 146L63 147V145L62 146L60 145L61 144ZM174 142L176 144H174ZM231 142H232V144H234V143L235 144L236 143L241 144V146L237 145V144L236 145L234 144L235 146L231 145V146H233L232 151L233 150L235 151V149H237L239 146L241 148L239 147L240 149L238 148L236 150L237 153H236V151L235 152L233 151L234 153H232V151L230 150V153H232V155H229L230 153L228 152L226 157H227V159H228V156H229V158L230 157L231 158L227 160L224 155L227 153V151H229V149H231V147L229 146L231 144ZM32 143H35V145ZM37 143H40V144H37ZM58 143H60V144H58ZM93 143L95 145H93ZM201 143H203V144L201 145ZM223 143H224V147L222 145ZM75 144H77V145H75ZM207 144L209 145V148H207L208 146H206V149H207V152H206L205 146H203V145H207ZM225 144L229 147H227ZM247 144H249V146L250 145L252 146V144H253L254 146L252 148H250ZM132 145L133 146L135 145L134 146L135 148ZM178 145L180 147L183 146V148L181 147L182 148L181 149ZM214 145H215V147H214ZM174 146H177V148H176L177 152L175 151ZM210 146H212V148L214 150L211 151L212 148ZM236 146H238V147H236ZM256 146L257 147L259 146L258 147L259 150ZM61 147H63L64 149ZM73 147L75 148V151H74ZM91 147L92 148L94 147V148L91 149ZM226 147H227V150H226ZM234 147H235V149H234ZM247 147H249L251 150L248 149ZM186 148H187V150H186ZM253 148H257V152L255 150L253 151ZM71 149L74 152H70ZM125 149H127V151ZM131 149H133V150H131ZM183 149H184V151H183ZM208 149H210V151ZM218 149L219 150L221 149V150L219 151ZM242 149H244V150H242ZM30 150H31V152H30ZM145 150L146 151L148 150L149 152L147 151L148 152L147 153ZM171 150L173 153L171 152ZM178 150H180V151H178ZM215 150L218 151V154H216L217 152ZM144 151L146 153H142ZM168 151H170V152H168ZM186 151L189 152V156L187 155L188 152H186ZM192 151L194 153H192ZM208 151H209V153H208ZM221 151H223V153H221ZM259 151L261 154L263 152V154H262L263 156L259 153ZM181 152H182V154L186 153L184 158L182 157L183 155H180ZM190 152H191V155H194L195 158L190 155ZM204 152H206L208 155L207 154L205 155ZM238 152L240 154L242 152L243 153V154H241L242 156H240ZM253 152H254V154H253ZM27 153H31V154H29V156H28ZM171 153L173 154V158L169 159L168 157H172ZM219 153H220V155H219ZM162 154L164 157H166V156L167 157L165 159L163 157V159H162L161 158ZM210 154H211V156H210ZM212 154H213V156L215 154L216 155L213 157ZM245 154H247L248 160L245 157L246 156ZM250 154L252 156H250ZM109 155L110 156L113 155L112 156L113 158L110 159L111 157ZM179 156L182 158H180ZM206 156H207V158H206ZM105 157H107V158H105ZM108 157H110V158H108ZM216 157H218L219 159ZM252 157L257 158V161H258L257 164H255L256 159L252 158ZM261 157H263V158H261ZM221 158H223V159H221ZM160 159H162V161ZM191 159H193V160H191ZM199 159H201V161ZM203 159L204 160L206 159L205 160L206 163H205V161H203ZM240 159L241 160L243 159L242 163H244L246 161L247 162V163L245 162L246 165H245V163L241 164ZM244 159H246V160L244 161ZM258 159H260L261 161H259ZM62 160H64L65 162H63ZM166 160H167V162L170 160L171 161L166 163ZM180 160H182V161H180ZM184 160L185 161L188 160V162L186 163ZM214 160H216V161H214ZM220 160H222L224 162L226 161L225 162L226 166H224V164H223L224 162L221 161V163H220ZM249 160H252V162ZM60 161H62V162H60ZM182 162H184V164ZM215 162H216V164H215ZM217 162L220 165H218ZM250 162L257 165L256 166L257 168H255V166H253V164L250 165ZM260 162H261V164H260ZM28 163H30V164H28ZM33 163H35V164H33ZM247 164H249L250 167H248ZM184 165H186V166H184ZM244 166L248 167V168L246 167V170L248 169L247 172H246ZM180 167H181V169H182V167H183V169L185 167H187V168H185L184 170L182 169V172H181ZM239 167H243L244 169L239 168ZM251 167L260 171L259 172L260 177H258V178H260L259 180H257V178L255 177V176H259L258 171H256V170H254L255 172L253 171L254 174L256 173L257 175L256 174L254 175L253 172H249V168L251 170ZM192 168H193V170H192ZM221 168H223V169H221ZM224 168H225V170H224ZM177 169H179V170H177ZM259 169H261V170H259ZM173 171H175V173ZM218 171H220V172H218ZM185 172H187V173H185ZM201 172L203 174H201ZM221 172H224V173H221ZM244 172H246L247 174ZM177 173H179L180 175ZM197 173L198 174L200 173V176H198ZM238 173H240V174H238ZM172 174H173L174 179L172 178ZM174 174L177 175L176 176L177 178L174 177ZM217 174H218V176H217ZM220 174H222L223 177L219 176ZM248 174H250V176ZM251 174L253 175L252 177H251ZM165 176L168 178H166ZM207 176L209 178L211 177L210 180H212L213 183H212V181L207 182V180H206L208 178ZM220 177L222 179L225 177V180H222ZM249 177H251L252 179L254 177L256 181L254 179H253L254 181H252V179ZM163 178L165 179V181ZM198 178L199 179L201 178L200 179L201 183H200V180H198V182H195V181H197ZM209 178H208V180H209ZM213 179H215V180H213ZM166 181H169V182H166ZM158 182L160 184H158ZM156 183L158 185H162V187L158 186ZM214 183L217 184V186H214ZM210 185H212L213 187ZM91 186H93V188L89 189ZM193 186H196V187H193ZM252 187H253V189H252ZM135 189L138 191H136ZM190 190H194V191L192 192ZM222 190L224 191V193ZM91 191H92V193H91ZM134 191H135V193L137 192L135 195L133 194ZM250 191L252 192L251 194H250ZM129 193H131L132 195ZM250 195H252V196H250ZM126 196L128 197V199ZM135 196L137 198H135ZM248 196H250V197H248ZM130 198H132L133 201ZM216 199H219V200L216 201ZM220 199H222V200H220ZM224 199H226V200H224ZM171 200H173V201H171ZM227 200H229V201H227ZM169 201H170V203L168 204L167 202H169ZM176 203H179L178 206L180 205V203L181 204L183 203L184 205L183 204L180 205L179 209L180 208L181 209L179 210ZM172 204H173V206H171ZM174 204H175V206H174ZM188 204L189 205L192 204L193 207H191L192 205L189 206ZM187 205L190 207L189 209L186 208ZM172 208H174V210ZM218 210H220V212ZM216 211H218V212H216Z\"/></svg>",
	"mask_w": 264,
	"mask_h": 264
},
{
	"label": "bare ground",
	"instance_id": "bare-ground-1",
	"mask_svg": "<svg viewBox=\"0 0 264 264\" xmlns=\"http://www.w3.org/2000/svg\"><path fill=\"white\" fill-rule=\"evenodd\" d=\"M49 1H51L52 3L54 2V1H58V3L60 2V6L62 7V8H60V10H62L61 12H62V14H64L63 12H66L65 14H67V13H70L69 15H72V19H73V22H75V21H77L78 20V22H79V20H80V18H82V17H86L87 16V14H86V16H83V14L85 13V11H86V9L84 8V4L86 3L85 2V0H0V47H3L4 45H6V47H9L10 49H14L13 47L18 43V42H23L22 44H25V43H28V44H32L33 45V47L32 48H34L33 50H32V52L29 54H26L27 56H29V55H31V54H33L34 53V55L32 56V61L30 62V63H33V64H31L30 66H31V69H32V67L34 68V69H36V70H39V71H37V74L40 72V70H44V69H47V71L49 70H57L56 69V66L58 65V60L62 57V55H63V53H62V51H60L58 48H57V46H55V45H57L56 43H55V37H58L57 39H59V40H61V41H59V44L58 45H61L60 44V42H62V43H66V42H68V41H71V39H73V38H75V37H73L72 38V33L70 34V32H71V29H70V26L68 25V23L70 22H72V20L71 21H67L68 23H67V25H68V28L70 29V30H67V29H65L66 31H70V32H67L66 34H64V35H60L59 36V34L60 33H58V32H55V29H51V28H53V27H46V30L43 32V36L41 37V38H44L45 37V39L43 40V42L48 38L47 36H49V35H53V37H54V39L51 37V41L52 40H54V44H53V42L51 43L53 46H51V50L50 51H43V52H40V41H42V39L39 37V38H35L34 39V37L32 36V37H30L29 35H31V34H29V33H32V31L31 32H29L28 33V36L29 37H27V35H26V37H24V35L22 34L23 32H22V29L23 28H26V29H23V30H27V31H29L30 29L31 30H33V29H35L36 31H38V29H36L35 27H34V25L35 24H37V22H41L42 21V18H44V16H47L48 15V17L50 18L51 16H49V14L51 15V13L50 12H47V11H49V10H47V11H44V5H46ZM89 1V0H88ZM93 1V0H92ZM100 1V0H99ZM99 1H98V4H99ZM121 2V0H101L100 2V4L98 5L97 3V5H98V7H95V8H97V13L100 11V10H103V9H105V10H107L106 8H108V7H106V8H104L105 6L104 5H107V4H109V3H111L112 2V4H113V2H115V4H116V2ZM122 1H125L126 3L124 4V5H126L125 6V8H120L119 6H118V4H116L117 6H118V8H120L119 10H121V12H120V16H118V17H116L115 19H112V25H113V28H114V30H116L115 28H119L120 30H122L121 31V33H123V35L121 34V37H120V34H119V37H118V34H117V37L115 36L116 34H114V37H110L111 38V41H115V42H117L118 41V43H119V47H120V45H121V47H122V49L123 48H127V47H130V48H136L135 49V51H134V54H135V52H136V50L137 49H140L143 45L141 44V43H143V42H146V41H140L141 40V38L140 37H133L132 35H137V36H139L140 34V32L142 33V32H144V31H146L147 30V28H148V25H142V23L141 22H145V21H147V22H149V18L148 19H146V18H144V19H146V20H144V19H141V18H143V16H145L146 14H147V12L149 13L150 12V15L151 14H153V15H151V17H153L152 19H154V21L156 22V20H157V18H158V20H159V17H164L163 18V20H165L167 17L166 16H168V18L171 16L170 14L171 13H173V15H172V18L167 22V24H165V21H162L161 19L162 18H160V22H163L165 25H167L168 27L167 28H169V31H170V29H172L173 31L175 30H178V31H182L181 33H183V30L185 29L186 30V27L188 26V25H191V28H192V34H196V37H195V42H194V40L190 37V39H192V41L195 43L194 45L195 46H197V45H199V44H204V43H206L207 42V46H208V44H209V46H210V43H213V44H215V46L218 48H220V57L218 58L214 53V55L212 56V57H210V55H212L211 53H210V55H209V53H208V51H210L211 49H209L208 51H207V49L206 50H204V52H202L203 53V55L205 54V51H207V53H208V56H207V54H206V57H204L205 59H203V60H205V62L203 61V62H198V61H196V60H194L195 59V57H194V59L193 58H191L190 57V59H188V58H184L185 60H187V63H186V65H184V62L183 63H181L182 65H183V67H182V65L180 64V63H177V65H176V63L173 65V66H171V64L172 63H174V62H172L171 61V63H169V59H167L168 60V62L166 63L165 62V60H164V63H163V66H164V70H166L165 68H169V67H171L173 70H179L182 74L181 75H183L182 77H184V78H187V79H185V82H188L189 80L190 81H195L196 80V83H197V85L196 86H198V88L200 89H198L197 87V89H198V91H200V92H198V93H200V94H198V95H200V96H202V94H204V96L205 95H209V93H211L210 92V90L212 91V90H214V89H216V90H218L217 92H218V94L217 93H215L216 92V90H214L213 92L216 94H213V96H215V98H213V97H211V96H209V98L207 97L206 98V100H205V105L206 106H211L212 104H211V100L210 101H208V99H215V101L214 102H217V101H219L220 102V104H218L217 103V106L218 105H220L221 106V109L219 110V112H218V110H217V108H216V111H215V116H214V120L213 121H211V123L213 122V123H215V124H218L219 122L221 123V120H222V122H224L223 120H226L227 118V116L224 114V112L225 111H227V110H224V108L223 107H225V105L227 106V103H230V101L232 100V98L233 99H235L234 100V102L235 103H238L239 104V101L242 103L241 105L243 106V102L245 103L246 102V106H247V101H249L250 102V100H249V98L251 99V98H253V97H248L247 95H250V93H253V92H250V91H252L253 89H254V87L257 85V83L259 82V83H262V82H260V80H258V78H261V80H263L262 79V77H258L257 78V75L258 74H256V72H254L255 74V76H253L252 75V72L251 71H253L254 69L255 70H259V68H255V66L257 65V64H259V65H261V62H262V65H261V67L263 66V63H264V58H261L260 59V57H259V54H262V53H264L263 52V50L262 49H264V0H210V2H209V0L206 2L205 0V2L203 3V1L202 0H144V2H143V0H141V1H139L141 4H142V2L144 3V4H140V6H136V4L138 3L137 1L138 0H122ZM182 2V4H181V10H177L176 12H178V11H180V12H178L176 15H177V17H175L176 15H174V12H171L170 10V7L172 8V6L171 5H173L175 2ZM200 1H202V3L204 4V5H200L201 4V2ZM44 2H47L46 4L44 3ZM89 2H91V1H89ZM95 2H97V1H94V3ZM117 2V3H118ZM54 3H57V2H54ZM57 3V4H58ZM200 3V4H199ZM89 4V3H88ZM91 4V3H90ZM92 4H93V2H92ZM90 5V6H93V5ZM95 4V5H96ZM115 4H114V7H115ZM121 5L120 6H122V2L120 3ZM200 6H199V5ZM50 4H48V6H49ZM51 5H53V4H51ZM110 5L111 4H109V7H110ZM54 6V5H53ZM59 6V4H58V8L60 7ZM86 6V5H85ZM88 6V5H87ZM86 6V7H87ZM116 6V7H117ZM46 7V9L48 8L47 7V5L45 6ZM55 9H56V4H55ZM94 7H92V9L94 8ZM112 7H113V5H112ZM116 7L114 8V9H116ZM24 8H27L28 10H26L24 13H22L23 12V9ZM53 8V7H52ZM90 8V7H89ZM50 9V8H49ZM91 9V8H90ZM109 9V8H108ZM111 9V8H110ZM113 9V8H112ZM123 9H124V11H123ZM53 10H54V8H53ZM58 10V9H57ZM57 10H55V12L57 11ZM85 10V11H84ZM87 11H88V7H87ZM91 11V10H90ZM115 11V10H114ZM168 11H170V13L168 12ZM51 12H52V10H51ZM54 12V11H53ZM93 12V11H92ZM101 12V11H100ZM99 12V13H100ZM105 12H108V11H105ZM104 11H103V13H105ZM167 12H168V15H166L167 14ZM27 13V14H26ZM49 13V14H48ZM57 14L59 13L60 14V12H56ZM87 13V12H86ZM91 15H92V13L91 12H89ZM98 13V14H99ZM117 13H119V12H117ZM43 14H44V16H43ZM98 14H97V17H98ZM107 14V13H106ZM108 14H109V12H108ZM52 15H54L53 13H52ZM68 14H67V16H69ZM161 15H163V16H161ZM166 15V16H165ZM43 16V17H42ZM56 16V15H55ZM58 16V15H57ZM61 15H59L58 17H60ZM64 16V15H63ZM94 16V15H93ZM102 17H103V15H101ZM58 17H56V18H58ZM65 17H66V15H65ZM88 18L90 17L89 15L87 16ZM92 17V16H91ZM96 17V14H95V16L93 17V18H95ZM147 17H150L149 15L147 16ZM190 19V21H188V24H186L187 22H184L185 20L184 19ZM47 19V18H46ZM54 20H55V18H53ZM60 19V18H59ZM61 19H63V17L61 18ZM60 19V20H61ZM66 19V18H65ZM74 19H77V20H75L74 21ZM92 19V18H91ZM96 19V18H95ZM186 19V20H187ZM51 21H52V18L50 19ZM50 20H48V22L50 21ZM64 20V19H63ZM66 20H70V18L68 19H66ZM81 20H85L84 18L83 19H81ZM80 20V21H81ZM88 21H89V19H87ZM142 20V21H141ZM144 20V21H143ZM157 20V22L159 23V21ZM167 20V19H166ZM11 21V22H10ZM91 21H93V20H91ZM43 22H47V20H45V21H43ZM43 22H42V24H43ZM54 22V21H53ZM56 22H57V20H56ZM55 22V23H56ZM60 22V21H59ZM59 22L58 23H56V24H59ZM63 22V21H62ZM65 23L63 24V25H65L66 24V21H64ZM72 22V23H73ZM84 22H86V20L85 21H83V23ZM108 22H110V20L108 21ZM151 23H150V25L152 24V23H155V22H153V21H150ZM189 22L191 23V24H189ZM12 23V24H11ZM13 23H16L18 26H15V27H13ZM19 23V24H18ZM54 23V24H55ZM61 23V22H60ZM82 23V24H83ZM111 23V22H110ZM158 23H156V24H158ZM185 23V24H184ZM41 24V25H42ZM74 24V23H73ZM77 23H75V25H76ZM79 24V23H78ZM77 24V25H78ZM81 24V23H80ZM79 24V25H80ZM90 23H85L83 26H85V27H87L86 25H89ZM109 24V23H108ZM156 24H155V27H156ZM160 24V23H159ZM159 24H158V28L161 26H159ZM11 25H12V27H11ZM38 25H40L39 23H38ZM38 25H37V28H38ZM61 25H62V23H61ZM72 25V24H71ZM75 25H73V26H75ZM78 25V26H79ZM153 26V30L148 34L149 35V39H148V43L150 44V43H153V41H155L154 39L155 38H158V36L160 35L159 34V29L157 28L156 30H154L155 29V27H154V24H152ZM165 25H163V27H165ZM46 26V25H45ZM47 26H49V24L47 25ZM110 26V25H109ZM108 26V27H109ZM147 26V27H146ZM34 27V28H33ZM54 27H56V25L54 26ZM64 27V26H63ZM76 27V26H75ZM80 27V26H79ZM82 27V26H81ZM111 27V26H110ZM162 27V26H161ZM161 27H160V31H161ZM162 27V28H163ZM190 27V26H189ZM33 28V29H32ZM44 28V27H43ZM42 28V29H43ZM56 28H58V30H59V28H60V26L59 27H56ZM62 28V27H61ZM71 28H72V26H71ZM29 29V30H28ZM45 29V28H44ZM64 29H61V30H64ZM74 29V28H73ZM149 29H152L151 27L149 28ZM194 29H195V31H194ZM262 29H263V34H262ZM51 30H53V31H51ZM61 30H60V32H61ZM76 30V29H75ZM74 30V31H75ZM110 30V28L108 29V31ZM120 30L118 31V29L116 30L117 32H119L120 33ZM27 31H26V33H27ZM34 31V30H33ZM43 30H41V32H42ZM164 31H166V27H165V30ZM163 31V32H164ZM174 31V32H175ZM177 31V32H178ZM117 32H114V33H117ZM162 32V33H163ZM171 33H172V31H170ZM173 32V33H174ZM184 32H186V31H184ZM189 32V31H188ZM196 32V33H195ZM25 33V32H24ZM34 33V32H33ZM36 33V35H37V32H35ZM34 33V34H35ZM38 33H40V32H38ZM58 33V34H57ZM62 33H64L63 31L61 32V34ZM108 33V32H107ZM112 33V32H111ZM151 33H152V36H151ZM161 33V34H162ZM167 33H168V31H167ZM170 33V34H171ZM179 33V32H178ZM187 33V32H186ZM185 33V34H186ZM190 32L189 33H187V36H188V34H191ZM41 34V33H40ZM40 34H38L39 36H40ZM84 34V33H83ZM82 34V35H83ZM110 34V31H109V33H108V35ZM145 34V33H144ZM144 34H143V36H144ZM146 34H147V31H146ZM165 34H166V32H165ZM169 34V33H168ZM168 34H166L167 35V39L166 40H168L169 38H168ZM170 34H169V37H170ZM175 35L177 34L176 32L174 33ZM71 35V37H68V36H70ZM79 34H77V36H78ZM108 35H107V37H108ZM113 35V34H112ZM165 35V36H166ZM173 35V34H172ZM171 35V36H172ZM175 35H173V38H174V36ZM181 35V34H180ZM35 36V35H34ZM67 36V37H66ZM73 36H75V35H73ZM77 36H76V38H77ZM109 36H111V35H109ZM131 36V37H130ZM141 36V35H140ZM151 36V37H150ZM178 37H175L176 39L177 38H181L179 35H177ZM195 36V35H194ZM193 36V37H194ZM36 37V36H35ZM47 37V38H46ZM50 37V36H49ZM78 37H80L79 39L81 40L82 38H81V36H78ZM82 37H84V35L82 36ZM106 37V35H105V38H107ZM162 37H163V35H162ZM186 37V36H185ZM184 36H183V39L185 38ZM109 38V37H108ZM110 38H109V40H110ZM161 37L159 36V39H160ZM170 38H172V37H170ZM189 38V37H188ZM261 38V39H260ZM41 39V40H40ZM49 39V38H48ZM56 39V40H57ZM78 39V38H77ZM84 39V38H83ZM82 39V40H83ZM101 39H103V38H101ZM100 39V40H101ZM176 39H174V41L176 40ZM143 40H144V37H143ZM145 40H146V38H145ZM156 40H158V39H156ZM165 40V41H166ZM180 40V39H179ZM185 40H187V39H185ZM185 40H184V42H185ZM47 41V40H46ZM45 41V44L46 43H48V42H46ZM51 41H49V42H51ZM58 41V40H57ZM63 41H66V42H63ZM73 41V40H72ZM71 41V42H72ZM79 41V40H78ZM105 41V40H104ZM104 41H102V42H104ZM161 41V40H160ZM164 41V42H165ZM169 42L171 41V40H168ZM173 41V40H172ZM174 41H173V43H174ZM181 41H182V39H181ZM42 42V43H43ZM74 42V41H73ZM81 42H83V41H81ZM81 42H79V43H81ZM114 42V43H115ZM162 42V41H161ZM178 42V41H177ZM184 42H182V43H184ZM187 42V41H186ZM101 43V42H100ZM109 43V42H108ZM114 43H113V45H114ZM155 43V42H154ZM159 43V42H158ZM167 43L168 42H166V45H167ZM182 43H180V44H182ZM64 44H62L64 47H65V45L66 44H69V43H66L65 45ZM74 44H75V42H74ZM102 44V43H101ZM110 44H111V42H110ZM110 44H108V45H110ZM145 44H147V42L145 43ZM162 44V43H161ZM165 44V43H164ZM163 44V46H165ZM176 44V43H175ZM185 44V43H184ZM186 44H188L187 46H189V43H186ZM191 44V43H190ZM197 44V45H196ZM212 44V45H213ZM233 44H235L232 48H234L235 47V49H230V47L233 45ZM19 45H20V43H19ZM44 44H42V46H43ZM47 45V44H46ZM46 45H44L45 47H46ZM48 45H50V43L48 44ZM47 45V46H48ZM61 45V46H62ZM80 46H81V44H79ZM79 45H76V48L74 47V50L75 49H80V48H77ZM103 45V44H102ZM101 45V46H102ZM106 45H107V40H106V44H105V47L104 48H106L107 49V47H106ZM112 45V44H111ZM110 45V46H111ZM155 45V44H154ZM157 45V44H156ZM179 44H177V46H178ZM206 45V44H205ZM205 45H203L202 47L204 48V46ZM211 45V46H212ZM25 46H26V44H25ZM62 46V47H63ZM67 46V45H66ZM69 46H70V48L71 47H73V46H71V43L69 44ZM68 46V47H69ZM100 46V47H101ZM116 43H115V45H114V47H115V49H116ZM153 46V45H152ZM159 46H162V45H159ZM180 46H182V45H180ZM210 46V47H211ZM215 46H212L213 47V49L215 48ZM18 47V46H17ZM21 47H23V45H21ZM28 47V46H27ZM31 47V46H30ZM50 47V46H49ZM60 47V46H59ZM61 47V48H62ZM102 47V48H103ZM112 47V46H111ZM118 47V46H117ZM118 47V48H119ZM190 48H191V46H189ZM201 47V48H202ZM70 48H68V50H70ZM129 48V49H130ZM154 48H155V46H154ZM154 48H152V50L154 49ZM207 48V47H206ZM218 48V49H219ZM110 49V48H109ZM112 50H113V48H111ZM111 49H110V52H111ZM218 49H216L215 48V50H218ZM15 50V49H14ZM64 50V49H63ZM66 50V49H65ZM117 50V52L119 53V52H121V49H120V51H118V49H116ZM128 50V49H127ZM127 50H124L123 49V52H126ZM133 50V49H132ZM131 50V51H132ZM141 50V52L144 50V49H140ZM147 50V49H146ZM148 50H151V48L150 49H148ZM147 50V51H148ZM179 50H180V48H179ZM186 50L188 51V49L186 48ZM190 50V49H189ZM215 50H213V51H215ZM262 50V53H260V51ZM1 51V53H3V51L2 50H0ZM101 52H102V50H100ZM139 50H137V52H138ZM146 51V52H147ZM181 51H183V49L181 50ZM185 51V50H184ZM190 51H192V50H190ZM190 51H189V53H190ZM194 51V50H193ZM196 51V50H195ZM201 51V50H200ZM212 51V52H213ZM232 51H234V53L231 55L230 54V52H232ZM100 52V53H101ZM104 52V51H103ZM115 52V51H114ZM116 52V53H117ZM123 52H121V53H123ZM130 51H128V53H129ZM136 52V53H137ZM140 52V51H139ZM154 52H156V50L154 51ZM198 52V51H197ZM216 52V51H215ZM1 53H0V55H1ZM25 53V52H24ZM76 53H78L79 54V51H77L76 50ZM76 53L74 54V55H76ZM113 53V52H112ZM127 53V52H126ZM144 53V51L142 52V54ZM150 52H148L147 54H149ZM180 53V52H179ZM195 53V52H194ZM217 53V52H216ZM227 53H229L230 55H227ZM259 53V54H258ZM22 54H23V52H22ZM77 54V55H78ZM104 54V53H103ZM131 54H133V52H131ZM141 54V55H142ZM144 54H146V53H144ZM154 54V53H153ZM157 55H159L158 53H156ZM156 54L154 55V57L156 56ZM178 54V53H177ZM186 54V53H185ZM196 54V53H195ZM194 54V56H196L197 57V55H195ZM198 54V53H197ZM219 54V53H218ZM3 56H4V58H5V55H6V53H3L2 54ZM24 56V58H25V54H23ZM73 55V56H74ZM76 55V56H77ZM80 55V54H79ZM126 55H128V54H126ZM151 55V56H150ZM149 55V58H147L149 61H147L146 60V57H145V55H144V57H145V61H147V63H151L152 64V62L153 63H155V62H157V61H155L154 62V57H153V55L152 54H150ZM166 56H168V54H165ZM181 55V54H180ZM190 55V54H189ZM192 55V54H191ZM235 55V56H234ZM263 55V54H262ZM9 56V55H8ZM10 56H11V54H10ZM16 56H17V54H16ZM27 56H26V59L27 60H29L28 58H27ZM72 55H70V57H71ZM106 56V55H105ZM125 56V55H124ZM131 56H134V55H131ZM137 54L135 55V57L137 58ZM140 56V55H139ZM175 56H176V54H175ZM183 56H185L184 55V53H183ZM214 56H216L217 58H214ZM2 57V56H1ZM1 57H0V60H1ZM18 57V59L19 60H21L19 57H20V55L19 56H17ZM22 57V59L24 60V58ZM30 57V56H29ZM65 57V56H64ZM69 57V56H68ZM75 57V56H74ZM101 57H104V56H101ZM107 57H109V55L107 56ZM126 57V59H127V56H125ZM128 57H129V55H128ZM134 57V58H135ZM148 57V56H147ZM161 57V56H160ZM172 57V56H171ZM171 57H169L168 56V58H171ZM178 58H179V55L177 56ZM181 57V56H180ZM186 57H188V54H187V56ZM203 57V56H202ZM237 57H239V58H241V59H239V58H237ZM262 57H264V55L262 56ZM7 58H9L10 59V57H7ZM14 59V57L12 56L11 57V59ZM33 58H34V60H33ZM131 58V57H130ZM130 58H129V60H130ZM134 58H131L132 59V61H127V60H125V61H127V62H130L131 64H128V65H135V60H133ZM139 58V57H138ZM183 58V57H182ZM198 58V57H197ZM237 58V59H236ZM3 59V58H2ZM13 59H12V61H13ZM17 59V58H16ZM18 59L16 60V61H18ZM25 59V60H26ZM71 59V58H70ZM105 59V58H104ZM103 59V60H104ZM110 59V58H109ZM142 59V58H141ZM162 59V58H161ZM174 59V58H173ZM177 59V58H176ZM175 59V61H177ZM239 59V61H243L244 62V64L245 65H242V63L241 62H239V61H237V63L239 62V63H241L240 65H242V67L241 68H243V70L245 71V72H247L246 71V69H249V68H251V71H248L247 73H250L251 72V80H252V78L253 77H255V84L254 83H251L250 82V80H249V78H247L246 76H248V74L246 75V73H244V72H242L243 74H241L240 72H237L236 70H234V65H236L235 64V60H238ZM4 60V59H3ZM3 60H2V62H3ZM72 62L71 63H73L74 62V59H73V57H72ZM76 60V59H75ZM122 60V59H121ZM120 60V61H121ZM156 60V59H155ZM170 60H172V59H170ZM185 60H183V61H185ZM9 61L10 60H8L7 59V62L9 63ZM12 61H10V62H12ZM65 61V60H64ZM66 61H68L67 59H66ZM114 61V60H113ZM117 62L119 61V59H117L116 60ZM116 61L114 62V65H115V63H116ZM140 61V60H139ZM139 61H138V63H139ZM144 61V60H143ZM158 61H161L160 59L158 60ZM179 61V60H178ZM177 61V62H178ZM6 62V61H5ZM6 62V63H7ZM14 62V61H13ZM13 62L11 63V66L13 65ZM21 62V61H20ZM75 62H77V61H75ZM108 62H109V60H108ZM111 62V61H110ZM141 62V61H140ZM5 63V64H6ZM18 63H19V61H18ZM23 62H21V64H22ZM25 63V62H24ZM27 63V62H26ZM69 63H70V61H68V65H69ZM70 63V64H71ZM105 63H106V59H105ZM113 63V62H112ZM120 63H122V62H120ZM137 63V64H138ZM146 63V64H147ZM162 63V62H161ZM1 64H3L4 65V62L3 63H1ZM16 64V66H17V62L15 63ZM14 64V65H15ZM29 64V63H28ZM60 64H62V61L60 62ZM66 64V63H65ZM106 64H108V63H106ZM110 64V63H109ZM109 64H108V66H109ZM148 64V65H149ZM179 64L181 65V69H180V67H178L179 66ZM3 65H1V66H3ZM72 65V64H71ZM76 66H77V64H75ZM112 65V64H111ZM121 66H122V69L123 70H125L124 68L125 67H127V65L125 64H123L124 65V67H123V65L122 64H120ZM119 65V67H121ZM154 65V64H153ZM175 65H176V67H175ZM247 65H248V67H247ZM250 65H253L252 67H250ZM0 66V75H2L3 77H4V80H6L7 81V83L8 82H13V84H15V83H17V79H19V78H21L22 79V77L24 76V78L26 79V76H25V73L27 72L26 70H27V68H25V67H21L18 71H17V73H15V75H11V72L12 71H10V65H5V66H3V67H1ZM21 66V65H20ZM23 66V65H22ZM25 66V65H24ZM26 66H28V65H26ZM64 66V65H63ZM70 66V65H69ZM76 66H74V68L76 67ZM116 67H117V63H116V65H115ZM114 66V67H115ZM131 66V67H132ZM138 66L139 65H137V68H138ZM150 66H152V65H150ZM161 66V65H160ZM163 66H162V69H163ZM237 66V65H236ZM58 67H59V65H58ZM73 67V66H72ZM78 67V66H77ZM112 66H110V68H111ZM114 67H112L111 69H113L112 71H110V73H109V77H110V74H112V73H114ZM130 67V68H131ZM135 67H136V65L134 66V69H135ZM155 67H156V64H155ZM157 67H159V64H158V66ZM156 67V68H157ZM239 67V68H240ZM145 68V67H144ZM150 67H147V69H149ZM152 68V67H151ZM154 68V67H153ZM156 68H155V70H156ZM177 68V69H176ZM264 68V67H263ZM262 68V69H263ZM28 69H30L29 68V66H28ZM33 69V70H34ZM68 69H70V68H68ZM76 69V68H75ZM119 71H120V69L119 68H117ZM117 69H115V70H117ZM122 69H121V71H120V73L122 72L123 73V71H122ZM128 69H129V67H128ZM146 69V70H147ZM158 69H161V68H158ZM171 69V70H172ZM253 69V70H252ZM17 69H15V71H16ZM33 70H31V71H33ZM71 70H72V68H71ZM71 70L69 71V72H71ZM77 70V69H76ZM127 70V69H126ZM129 70H131V72L133 71L132 69H129ZM140 70V69H139ZM142 70H143V68H142ZM142 70H141V72H142ZM145 70V69H144ZM145 70V71H146ZM151 70H153V69H150V71ZM163 70V71H164ZM242 70V69H241ZM242 70V71H243ZM261 70V69H260ZM264 70V69H263ZM30 70H29V72H31ZM35 71V70H34ZM46 70H44V72H45ZM48 71V72H49ZM58 71V70H57ZM56 71V72H57ZM65 71H66V69H65ZM73 71H75V70H73ZM73 71L71 72L72 73V75H73ZM78 71V70H77ZM77 71H75V72H77ZM118 71V72H119ZM148 72H149V70H147ZM158 71V70H157ZM44 72H42V73H44ZM50 72H52V71H50ZM54 72V71H53ZM52 72V73H53ZM112 72V73H111ZM130 72V73H131ZM134 72L135 71H133L132 72V75L134 74ZM140 72V71H139ZM147 72V73H148ZM159 72H160V70H159ZM166 72H167V70H166ZM169 72H170V69H169ZM180 72H176V74L177 73H180ZM235 72H237V73H240V74H236ZM13 73H14V70H13ZM32 73V72H31ZM30 73V74H31ZM36 73V72H35ZM34 73V74H35ZM41 73V72H40ZM58 73H60L61 74V71H59ZM58 73H55L56 74V76H58L57 74ZM62 73H63V71H62ZM125 73V72H124ZM127 73H128V70H127ZM127 73H125L123 76H125L124 78H133L134 79V76H136V73H135V75L134 76H132L131 77V75H130V77L128 76V74ZM168 73V72H167ZM173 73V72H172ZM259 73V72H258ZM261 73V72H260ZM262 73H264V72H262ZM262 73L260 74V76H262ZM29 74V75H30ZM33 73H32V75H34ZM36 74V75H37ZM46 74V76H47V72L45 73ZM55 74H51V76L52 75H55ZM70 74V73H69ZM137 74H139L138 73V71H137ZM142 74H144V71H143V73H141V75H139V76H142ZM150 74V73H149ZM161 74H163L162 72H161ZM171 74V73H170ZM170 74H169V76H170ZM175 74V73H174ZM173 74V75H174ZM175 74V75H176ZM245 74V75H244ZM27 75V74H26ZM49 75H50V73H49ZM61 75H63V74H61ZM71 75V76H72ZM74 75L76 76V73H74ZM115 75H118V73H116V71H115ZM126 75L128 76V77H126ZM147 75V74H146ZM164 75H166V73L164 74ZM163 75V76H164ZM180 75V76H181ZM28 76V75H27ZM39 76H40V74H39ZM39 76H34V78L33 79H36L37 78V81H38V79H40L39 78ZM42 76V75H41ZM40 76V77H41ZM44 76V75H43ZM45 76V77H46ZM50 76V77H51ZM64 76V75H63ZM62 76V77H63ZM112 76H114V75H111V77ZM148 76V75H147ZM163 76H161L162 78H163ZM168 76V75H167ZM264 76V75H263ZM1 77V76H0ZM2 77V78H3ZM30 78L32 77L31 75L29 76ZM28 77V78H29ZM36 77V78H35ZM54 77V76H53ZM52 77V78H53ZM65 77V76H64ZM74 77V76H73ZM138 77V76H137ZM150 77H151V75H150ZM160 77V78H161ZM179 77V76H178ZM177 77V79L180 81V78H182V77H180V78H178ZM246 77V78H245ZM44 78V77H43ZM46 78H48V77H46ZM55 78V77H54ZM53 78V79H54ZM57 78H60L59 76L57 77ZM70 78V77H69ZM114 78H116V77H114ZM117 78H119V77H117ZM116 78V79H117ZM139 78H141V77H139ZM142 78H143V76H142ZM170 78V77H169ZM33 79H28V80H26L25 81V84L24 85H22V86H24V88H22V86H21V88H19L18 89V83H17V85H14L15 87H17V90L15 91L14 90V96H15V94H17L18 93V95L20 94L21 95V91H25V89L26 90H28V89H30L32 86H34L33 88H36L35 86H36V84L37 85H39V87H37V88H39L40 89V91L42 90L43 91V89H45V90H47L48 89V84L46 85L45 84V82L41 79L40 80V84H38L37 83V81H35L34 82V80ZM53 79H51L52 81H53ZM61 79V78H60ZM64 79V78H63ZM67 79V78H66ZM115 79V80H116ZM120 79V78H119ZM136 79V78H135ZM138 79V78H137ZM165 79V78H164ZM167 79V78H166ZM166 79H165V81H166ZM175 79H176V76H175ZM175 79H173V80H175ZM189 79V80H188ZM227 79H228V81H230V83L228 84V82H227ZM246 79V80H245ZM1 80H3V79H1ZM14 80L16 81V82H14ZM57 80V79H56ZM59 80V79H58ZM89 80V79H88ZM91 80V79H90ZM111 80V78L109 79V81ZM148 80V79H147ZM150 80V79H149ZM159 81L160 80H162V79H158ZM157 80V82L158 83H156V82H154V80H153V82H154V84L156 83V84H158V86H159V84L161 85L162 83H159V81ZM172 80V79H171ZM170 80V81H171ZM182 80H183V78H182ZM181 80V81H182ZM187 80V81H186ZM238 80V81H237ZM241 80H245V81H241ZM20 81V80H19ZM21 81H23V80H21ZM51 81V82H52ZM55 81V80H54ZM74 81V80H73ZM82 81V80H81ZM86 80H84V81H82V83L83 82H85ZM92 81V80H91ZM90 81V82H91ZM117 81V83H118V81L119 80H116ZM125 81H128V80H125ZM136 81V80H135ZM134 81V82H135ZM137 81H139V82H141L142 81V79L141 80H137ZM136 81V82H137ZM143 81H144V79H143ZM142 81V82H143ZM164 81V80H163ZM169 81V80H168ZM169 81V82H170ZM180 81V82H181ZM231 81H234L233 82V84L231 85ZM253 81V80H252ZM24 82V81H23ZM33 82H34V84H33ZM39 82V81H38ZM42 82V83H41ZM47 82V81H46ZM56 82V81H55ZM59 82V81H58ZM62 82H65V80L63 81L62 80ZM62 82H61V84H62ZM87 82H89V81H87ZM86 82V84H88ZM133 82V83H134ZM144 82H147V81H144ZM151 82V81H150ZM161 82V81H160ZM1 83V82H0ZM9 83V84H10ZM52 83H54V82H52ZM52 83L49 85V86H51L52 85ZM57 83V82H56ZM56 83H54V85L56 84ZM75 83V82H74ZM111 83H113V80H112V82ZM121 83V82H120ZM120 83H119V87H120ZM122 83H124V82H122ZM122 83H121V85H122ZM164 83H168L167 81L166 82H164ZM175 83V82H174ZM183 83V82H182ZM181 83V84H182ZM12 84V83H11ZM10 84V85H11ZM61 84H57L58 86H60ZM76 84V83H75ZM78 84H80L81 85V83H80V81L78 82ZM83 84H85V83H83ZM83 84L81 85V86H83ZM110 84V83H109ZM108 84V85H109ZM114 84H115V82H114ZM132 84V83H131ZM140 85H142V84H144V83H139ZM152 85V86H154V87H156V84L155 85ZM171 84H173V83H171ZM185 85L186 84H188V83H184ZM189 84H191L190 82H189ZM189 84L187 85V86H189ZM0 85H3V83L2 84H0ZM4 85H5V83H4ZM71 85V84H70ZM72 85H73V82H72ZM126 85H128L127 83H126ZM136 84L134 83V85L133 86H135ZM145 85V84H144ZM163 85V84H162ZM167 85V84H166ZM165 85V86H166ZM176 85V84H175ZM180 85V84H179ZM178 85V86H179ZM191 85H194V83L193 84H191ZM190 85V86H191ZM194 85V86H195ZM255 85V86H254ZM12 86V85H11ZM92 86V84H90V86H88V87H91ZM110 86V85H109ZM113 86H115V85H113ZM130 86V85H129ZM132 86V85H131ZM131 86L129 87V88H131ZM170 86V85H169ZM169 86H166V87H169ZM174 86V85H173ZM181 86V85H180ZM188 87V88H190V89H192L193 87ZM258 86H259V89H260V84H258ZM4 87H6V86H4ZM3 87V88H4ZM7 87H9V86H7ZM20 87V86H19ZM64 87V86H63ZM66 87V86H65ZM69 87V86H68ZM108 87V86H107ZM111 87H112V85H111ZM136 87H138L137 85H136ZM139 87H142V86H139ZM138 87V88H139ZM161 87V86H160ZM159 87V88H160ZM171 87V86H170ZM174 87H176V86H174ZM262 87H263V85L261 86V89H262ZM2 88V87H1ZM12 89H13V87H11ZM9 89V91L10 90H12V89ZM36 88V89H37ZM58 88V87H57ZM60 89H61V87H59ZM72 88V87H71ZM74 88H75V86H74ZM76 88H77V86H76ZM86 89V85H85V87L83 86V89ZM159 88H158V90H159ZM164 88V87H163ZM179 88V87H178ZM178 88H177V90H178ZM256 88V87H255ZM7 89V88H6ZM35 89V90H36ZM53 89H54V86H53ZM63 89V88H62ZM83 89H81V90H83ZM84 89V90H85ZM108 89H110V88H108ZM114 89V88H113ZM123 89V87H121V89H120V91H118V92H120V93H122L121 91H123V93H124V91L126 92L127 91V88H126V90L124 89V90H122ZM141 89H143V88H140L139 90L141 91ZM161 89V88H160ZM174 89V88H173ZM173 89H171V90H173ZM187 89V88H186ZM196 89V90H197ZM257 90H258V88H256ZM3 90V89H2ZM5 90V89H4ZM32 90H34V89H32ZM32 90H30V91H32ZM55 90H56V87H55ZM59 90V89H58ZM64 90V89H63ZM65 90H68V88L67 89H65ZM64 90V91H65ZM72 90H74L73 92H75V89H72ZM84 90L82 91V94H83V92H84ZM115 90V89H114ZM117 90H119V89H117ZM116 90V91H117ZM129 90V89H128ZM156 90V89H155ZM156 91V93L157 92H159V91ZM175 90V89H174ZM173 90V91H174ZM187 90H189V89H187ZM264 90V89H263ZM1 91V90H0ZM29 91V90H28ZM27 91V92H28ZM40 91L38 92V91H36V92H38L36 95H38L39 93H40ZM41 91V92H42ZM48 91H50V90H48ZM54 91V90H53ZM60 92L62 91V90H59ZM63 91V92H64ZM78 91V90H77ZM77 91H76V94L74 93L73 95L75 96V95H77ZM107 91V90H106ZM106 91H104V92H106ZM111 91V90H110ZM109 90L107 91V93L108 92H110ZM130 91V94H132V92H133V89H132V92H131V90H129ZM128 91V92H129ZM165 91V90H164ZM166 91H167V89H166ZM173 91H171V93L173 92ZM254 91H255V89H254ZM260 90H258V92H259ZM10 92H12V91H10ZM21 92V93H20ZM33 92H35V91H33ZM29 93V96H30V94H32L31 96H32V98L30 99V100H32L33 99V95L35 96V94L34 93ZM45 93H46V91H44ZM58 91L56 90V93H57ZM60 92L58 93V94H60ZM72 92V91H71ZM103 92V93H104ZM137 92H139L138 90H137ZM153 92V91H152ZM155 92V91H154ZM177 92V91H176ZM191 92V91H190ZM197 92L195 91V93L197 94ZM256 92V91H255ZM261 92H263L262 90H261ZM4 93V92H3ZM48 93H52V92H48ZM55 93V92H54ZM54 93H53V95H54ZM92 93V92H91ZM91 93H90V95H91ZM122 93V94H123ZM133 93H136L135 91L133 92ZM156 93H155V95H156ZM162 92L160 91V94H161ZM163 93H165V92H163ZM166 93H168V91L166 92ZM194 93V94H195ZM6 94V93H5ZM7 94H9V92L7 93ZM12 95H13V93H11ZM65 94V93H64ZM63 93H61V95L63 96L64 95ZM66 94H69V93H67L66 92ZM66 94H65V96H66ZM87 94V93H86ZM88 94H89V92H88ZM93 94V93H92ZM119 94V93H118ZM126 94H127V92H126ZM139 94H141V93H139ZM138 94V95H139ZM174 94V93H173ZM195 94V95H196ZM212 94V93H211ZM210 94V95H211ZM253 94H255V93H253ZM1 96H0V99L2 100V98H3V94H0ZM23 95V94H22ZM22 95H21V97H22ZM28 95V94H27ZM46 95V94H45ZM48 95V97H51L52 98V96L51 95H49V94H47ZM47 95L45 96V97H47ZM55 95H57V94H55ZM54 95V96H55ZM103 95V97L105 96L106 97V95H109V94H106L105 93V95L104 94H102ZM101 95V96H102ZM137 95V94H136ZM167 95V94H166ZM171 95V94H170ZM252 95V94H251ZM263 95V94H262ZM262 95H260V97H258V96H256V95H254V96H256L255 97V99H253L252 101V104H253V106H250V104H251V102L249 103L248 102V105L250 106V109H254L255 107H257L256 105H259L260 104V102H262L261 101V96ZM23 96H26V94H24ZM30 96V97H31ZM72 96V95H71ZM85 96V95H84ZM111 96V95H110ZM121 96V95H120ZM133 96H134V94H133ZM168 97H169V95H167ZM197 96V95H196ZM264 96V95H263ZM262 96V97H263ZM6 96H4V98L3 99H6L5 98ZM10 97H12L11 95H10ZM20 97V98H21ZM45 97H42V96H39V99H38V96L36 97L37 98V100H35V101H40L39 103L41 104L42 102H44L43 100H40V98H45ZM59 97H61L60 95H59ZM58 97V95H57V97L56 98H59ZM67 97V96H66ZM73 97V96H72ZM72 97H70V98H72ZM79 97V96H78ZM112 98H113V96H111ZM116 97V96H115ZM117 97H119V95L117 96ZM121 97H123V98H125V94H124V96H121ZM135 97V96H134ZM137 97V96H136ZM135 97V98H136ZM160 97H161V95H160ZM164 97V96H163ZM172 97H173V95H172ZM171 97V98H172ZM192 97V96H191ZM199 97V96H198ZM198 97H196V98H198ZM247 97H248V99H247ZM13 98V100L15 99V97H12ZM18 98V97H17ZM35 98V99H36ZM75 98V97H74ZM80 98V97H79ZM78 98V99H79ZM102 98V97H101ZM100 98V99H101ZM108 98H110V97H108ZM111 98V99H112ZM120 98V97H119ZM126 98L128 99V96H126ZM132 98L133 97H131L130 99H131V101H133L132 100ZM167 97H165V99H166ZM194 98V97H193ZM247 99V101L246 100H244V99ZM9 100H10V98H8ZM19 99V98H18ZM53 99H55V98H53ZM65 99V98H64ZM77 99V98H76ZM111 99H109V101H111ZM127 99H125V100H127ZM156 99H158V98H156ZM168 99V98H167ZM166 99V100H167ZM200 99H205V98H203V97H201ZM1 100H0V102H1ZM12 100V99H11ZM10 100V101H11ZM26 100H27V98H26ZM25 100V101H26ZM29 100V99H28ZM34 100V99H33ZM47 100H48V98H47ZM59 100H60V98H59ZM62 100V99H61ZM60 100V102L63 104V103H65V101H61ZM103 100V99H102ZM106 100H108L107 98H106ZM119 101L121 100V99H118ZM118 100H116V101H118ZM122 100H124V99H122ZM125 100H124V103H125ZM139 100H140V98H139ZM159 100H160V98H159ZM169 100H170V98H169ZM194 100H197V99H193V101ZM244 100V101H243ZM4 101V100H3ZM5 101H7V100H5ZM16 101V100H15ZM25 101H23V103H26ZM42 101V102H41ZM50 101V100H49ZM49 101H47V102H49ZM68 101V100H67ZM66 101V102H67ZM70 101V100H69ZM68 101V102H69ZM74 100L72 99V102H73ZM76 101V100H75ZM74 101V102H75ZM109 101H107V103L109 102ZM129 103H130V101L129 100H127ZM141 101V100H140ZM139 101V102H140ZM164 101V100H163ZM192 101V100H191ZM198 101V100H197ZM202 101V100H201ZM201 101L199 102L198 101V104H196V102H195V104L198 106L199 105V103H201ZM237 101V102H236ZM7 102H9V101H7ZM12 102H14V101H12ZM12 102L10 103V104H12ZM32 101H30V103H31ZM45 102H46V100H45ZM53 102H55V101H53ZM52 102V103H53ZM56 102H57V100H56ZM71 102V101H70ZM73 102V103H74ZM115 102V101H114ZM136 102H137V100H136ZM162 102V101H161ZM160 101H159V103H161ZM194 102H191L192 103V105L193 106H195L194 105ZM203 102V101H202ZM263 102H264V100H263ZM262 102V103H263ZM17 103V101L15 102V104ZM19 103V102H18ZM51 103V102H50ZM50 103H48V105L50 104ZM51 103V104H52ZM59 103V102H58ZM57 103V104H58ZM76 103V102H75ZM113 103V102H112ZM118 103H121V102H118ZM164 103H165V101H164ZM234 103V104H235ZM262 103H261V108H263V105H264V103H263V105H262ZM2 104H3V102H2ZM0 104L1 106L0 107H6V102H5V104ZM8 104V103H7ZM20 104H22V102L20 103ZM27 104L28 105H31V104H29V102L27 101ZM36 104H38L37 102H36ZM43 104V103H42ZM41 104V105H42ZM47 104V103H46ZM54 104V103H53ZM51 105L52 107H54V105ZM67 104V103H66ZM66 104L64 105V106H66ZM70 103H68V105H69ZM109 104H111V102H109ZM126 104V103H125ZM136 104V103H135ZM140 104V103H139ZM139 104H138V106H139ZM162 104V103H161ZM167 104V103H166ZM185 104V103H184ZM184 104H183V106H184ZM203 104V103H202ZM231 104L233 105V102H231ZM230 104V105H231ZM251 104V105H252ZM18 106H20L19 104H17ZM16 105V106H17ZM24 105V104H23ZM27 105V106H28ZM35 105V104H34ZM55 105H56V103H55ZM74 105V104H73ZM114 105V104H113ZM127 105H132L131 103L130 104H128L127 103ZM137 105V104H136ZM162 105H164V104H162ZM162 105H161V107H162ZM186 105V104H185ZM236 105V104H235ZM240 105V104H239ZM18 106H17V108H18ZM27 106H26V109H27ZM33 106V105H32ZM36 106V105H35ZM37 106H39V104L37 105ZM37 106L35 107L36 109H37ZM50 106V105H49ZM59 106H61V105H59ZM94 106H95V104H94ZM111 106H112V104H111ZM133 106V105H132ZM165 106H167V105H165ZM164 106V107H165ZM214 106V105H213ZM236 106H238V105H236ZM242 106H238L237 108L239 109V107L240 108H246L245 107V104H244V106L242 107ZM4 107V108H5ZM8 107V106H7ZM11 107V106H10ZM14 106H12L11 107V109H14L13 108ZM24 107H25V105H24ZM73 107V106H72ZM96 107V106H95ZM116 107V106H115ZM121 107V106H120ZM127 107V106H126ZM131 107V106H130ZM129 107V108H130ZM134 107V106H133ZM164 107H163V109H164ZM199 107H201V106H199ZM204 107V106H203ZM233 107V106H232ZM235 107V106H234ZM248 107V106H247ZM252 107V108H251ZM259 107H260V105H259ZM259 107H257L258 108V110H259ZM34 108V109H35ZM38 108H40V110L41 109H43V108H45L44 106L42 107H38ZM117 108V107H116ZM135 108V110L136 111H138L136 108V106L134 107ZM133 108V109H134ZM159 108H160V106H159ZM212 108V107H211ZM214 108V107H213ZM212 108V109H213ZM228 108V107H227ZM236 108V107H235ZM234 108V109H235ZM257 108H256V110H257ZM260 108V109H261ZM11 109H8V111L9 110H11ZM25 109V108H24ZM33 109V108H32ZM35 109V110H36ZM49 110V109H51V110H54L55 111V109H56V107H54V108H45V110ZM63 109V108H62ZM62 109H60V110H62ZM93 109V108H92ZM91 109V110H92ZM118 109H120V108H118ZM118 109H116V110H118ZM123 109H124V107H123ZM127 109V108H126ZM162 109V108H161ZM160 109V110H161ZM196 109H198V108H196ZM248 109V111L250 112L251 110H249V108H247ZM4 111H5V109H3ZM14 110H16V109H14ZM22 111V109H21V107L19 108V111ZM28 110H29V108H28ZM39 109L37 110V111H40ZM44 110V109H43ZM51 110H50V114L52 115L53 113H51ZM57 110H58V107H57ZM60 110H58L59 112H60ZM125 110V109H124ZM128 110V109H127ZM131 110H132V108H131ZM198 110H200L201 111V109H198ZM240 110V109H239ZM245 113H243L242 114V112L240 113V114H242V115H244V114H246V112H247V110L245 111L244 109H242ZM255 109H254V111H256ZM263 110V109H262ZM1 111V110H0ZM19 111H15L16 113H17V116H19L20 114L19 113H21V115H22V113L23 112H19ZM24 112H25V110H23ZM33 112H34V110H32ZM53 111V112H54ZM108 111V110H107ZM119 111V110H118ZM121 111V110H120ZM126 111V110H125ZM136 111H134V112H136ZM210 111H211V109H210ZM235 111V110H234ZM236 111H238L237 109H236ZM254 111H251V112H254ZM11 112V111H10ZM19 112V113H18ZM30 111H27V113L28 114H31V113H29ZM42 111H40V113H41ZM46 112V111H45ZM104 112H106V111H104ZM104 112H102V113H104ZM131 113V114H133V116L135 115V113ZM160 112V111H159ZM198 112V111H197ZM230 112H231V110H230ZM249 112H247V114H249ZM2 113H4V112H2ZM15 113V114H16ZM35 113H36V111H35ZM56 113H57V111H56ZM94 113H96V110H95V112ZM109 113V112H108ZM111 113H113V112H111ZM116 113H117V111H116ZM119 113V112H118ZM128 113H129V110H128ZM126 114V116L127 115H129V114ZM195 113L196 112H194V115H195ZM237 113V112H236ZM239 113V112H238ZM237 113V114H238ZM259 113V112H258ZM256 114V115H254L258 120H259V118L258 117H260V119L263 117V116H258L259 114L261 115V114H263L262 112L261 113H259V114ZM11 114H12V117L14 116V112L12 113L11 112ZM11 114L9 115V118L11 117ZM19 114V115H18ZM33 114V113H32ZM31 114V115H32ZM43 114H45L44 112H43ZM50 114H48V115H50ZM60 113H58L57 114V116L59 115ZM76 113L74 112V114H73V116L75 115ZM100 114V113H99ZM98 114V115H99ZM104 114H106V113H104ZM123 114H125V113H122V114H120V115H123ZM137 114V113H136ZM192 114V113H191ZM199 114H200V112H199ZM202 114H204L203 112H202ZM201 114V115H202ZM235 114V113H234ZM246 114V115H247ZM20 115V116H21ZM27 115V114H26ZM30 115V116H31ZM35 115H37V114H35ZM46 115H47V113H46ZM47 115V116H48ZM61 115V114H60ZM90 115V114H89ZM93 115V114H92ZM92 115H90V116H92ZM101 115V114H100ZM111 115V114H110ZM193 115V116H194ZM200 115V117L202 118V116ZM206 114H204V116H205ZM214 115V114H213ZM230 115V114H229ZM236 115V114H235ZM19 116V117H20ZM23 116L24 117H26L24 114H23ZM41 116H42V114H41ZM44 116V115H43ZM43 116L41 117V118H43ZM46 116V117H47ZM53 116H54V114H53ZM52 116V117H53ZM56 116V117H57ZM90 116H88V118L90 117ZM105 116V115H104ZM108 116V115H107ZM106 116V117H107ZM113 116H114V113H113ZM131 116V115H130ZM204 116H203V118H204ZM224 116H226V117H224ZM238 116V115H237ZM237 116H236V118H237ZM248 116V115H247ZM258 116V117H257ZM11 117V118H12ZM59 117H61V116H59ZM70 118L72 117V116H69ZM102 117H103V114H102ZM118 117V114H116V118ZM134 117H136V116H134ZM195 117H197V118H199L198 117V114H197V116H194L193 118H195ZM213 117V116H212ZM231 117V116H230ZM232 117H233V115H232ZM244 117V116H243ZM242 116L240 117V118H243ZM248 117H250V116H248ZM251 117H253V116H251ZM250 117V119H252ZM21 118H22V116H21ZM28 118V117H27ZM37 118H40V116L38 117L37 116ZM45 118V117H44ZM51 118V117H50ZM54 118V117H53ZM58 118V117H57ZM64 119H65V117H63ZM62 118V119H63ZM68 118V117H67ZM70 118H68V119H70ZM74 118V117H73ZM93 118V117H92ZM121 117H119L118 119H120ZM192 118V115H190V119ZM202 118V119H203ZM207 118V117H206ZM226 118V119H225ZM228 118H229V116H228ZM238 118H239V116H238ZM240 118L239 119H237V121L238 120H240ZM8 119V118H7ZM17 119H20V118H18V117H16V120ZM32 119V118H31ZM47 119V118H46ZM63 119V120H64ZM75 119V118H74ZM90 119V118H89ZM106 119V118H105ZM115 119V118H114ZM114 119H113V122L111 123L110 122V124L112 125V124H115V121H114ZM126 119V118H125ZM125 119H123L124 121H125ZM128 119V118H127ZM126 119V120H127ZM130 119V118H129ZM200 119V118H199ZM213 119V118H212ZM234 119V118H233ZM243 119H245V118H243ZM247 119V118H246ZM255 119V118H254ZM254 119H252V120H254ZM256 119V120H257ZM264 119V118H263ZM11 120V119H10ZM21 120V119H20ZM24 120H26V119H24ZM39 120V122H41L40 121V119H38ZM37 120V121H38ZM49 120H50V122H49ZM48 120V122L51 124V122H54L55 120H53V119H49ZM52 120V121H51ZM59 120H60V118L59 119H57L56 121H58V123H59ZM62 120V121H63ZM65 120H67V119H65ZM73 120V119H72ZM71 120V121H72ZM88 120V119H87ZM91 120V119H90ZM89 120V121H90ZM112 120V119H111ZM117 120V119H116ZM132 120H134L133 118H132ZM206 120V119H205ZM208 120H209V117H208ZM208 120H207V123H208ZM211 120V119H210ZM228 120H230V119H228ZM228 120H226V121H228ZM234 120H236V119H234ZM233 120V121H234ZM4 121V120H3ZM5 121H6V124L8 123L9 124V121L8 120H6L5 119ZM8 121V122H7ZM12 121L13 122H15V118H13L12 119ZM11 121V122H12ZM18 121V120H17ZM16 121V123L18 124V122ZM28 121H29V119H28ZM62 121H60V122H62ZM123 121V122H124ZM128 121V120H127ZM194 121H196L197 123H198V121L197 120H195L194 119ZM200 121H202V120H200ZM226 121H225V123H226ZM230 121H232V118H231V120ZM244 121V120H243ZM243 121H241V122H243ZM248 121V120H247ZM250 121V120H249ZM255 121V120H254ZM254 121L253 122H251L250 121V126H253V124H251V123H254ZM262 120H259V122H261ZM11 122H10V125L11 126H13V125H15V124H11ZM12 122V123H13ZM21 122L23 123V121L21 120ZM25 122V121H24ZM64 122V121H63ZM73 122H74V120H73ZM117 123H119L118 122V120L116 121ZM122 122V123H123ZM129 122H132V121H129ZM134 122H135V120H134ZM204 122V121H203ZM203 122L201 123V124H203ZM206 122V121H205ZM229 122V121H228ZM240 121H239V123H236L235 122V124H240L241 123ZM245 122V123H244ZM243 123L246 125L247 124V122L246 121H244ZM258 122V121H257ZM68 123L69 122H67V125H68ZM71 123V122H70ZM86 123H88V122H86ZM89 123H92V121H90ZM88 123V124H89ZM109 123V122H108ZM206 123V124H207ZM212 123V124H213ZM219 123V124H220ZM256 123V122H255ZM255 123H254V126H255ZM264 123V122H263ZM0 124L2 125V122H0ZM36 124H38V122L36 123ZM43 124H45L46 125V121H45V123L43 122ZM50 124H48V125H50ZM60 124V123H59ZM58 124V125H59ZM61 124H63V123H61ZM121 124V123H120ZM129 124H131V123H129ZM196 124V123H195ZM194 124V125H195ZM200 124V123H199ZM205 124V125H206ZM215 124H213V125H215ZM218 124V125H219ZM227 124V123H226ZM229 124H233V123H228L227 125H229ZM257 124V123H256ZM1 125H0V127H1ZM3 125H5L4 124V122H3ZM9 125V126H10ZM18 125H21L20 123L18 124ZM17 125V126H18ZM28 124H27V122H26V126H27ZM34 125H35V123H34ZM33 125V126H34ZM45 125H44V128H45ZM48 125H46L47 127H48ZM57 125V124H56ZM55 125V126H56ZM57 125V126H58ZM67 125H63L64 126V130H62V128H63V126H62V128L60 127V129L62 130V131H66L67 133L69 132L70 133V131L68 130H66V129H68L69 128V126H67ZM87 125V124H86ZM109 125V124H108ZM132 125L133 124H131V129H132ZM134 125H135V123H134ZM208 125V124H207ZM206 125V126H207ZM212 125V126H213ZM222 125V123L219 125V126H221ZM225 125V124H224ZM234 125V124H233ZM241 125H243L242 123H241ZM248 125V126H249ZM261 125H262V122H261ZM8 126V125H7ZM7 126H4V127H7ZM23 126V125H22ZM40 126H42V123H41V125L39 124V128H40ZM54 126V125H53ZM60 126V125H59ZM85 126V125H84ZM99 127H100V129H101V126L100 125H98ZM115 126V125H114ZM119 127H120V131H121V127L122 126H120V125H118ZM126 126V125H125ZM130 126V125H129ZM129 126H126V127H129ZM195 126H197V125H195ZM204 126V125H203ZM212 126L210 125V127L209 126H207V128L209 127L210 129L209 130H213L212 129ZM217 126V125H216ZM231 126V125H230ZM238 126V125H237ZM250 126H249V128H250ZM258 126V125H257ZM263 126V125H262ZM261 126V127H262ZM19 127V126H18ZM21 127V126H20ZM19 127V128H20ZM35 127V126H34ZM43 127V126H42ZM46 127V128H47ZM50 127V126H49ZM52 127V126H51ZM68 127V128H67ZM88 127H90V126H88ZM98 127V128H99ZM126 127H124V129L126 128ZM194 127V126H193ZM192 127V128H193ZM200 127L201 128H203L201 125L199 126V128H198V131L200 130ZM224 127H226V126H224ZM224 127H222L223 129H224ZM233 127V126H232ZM242 127V126H241ZM261 127H259V131L260 130H262L261 129ZM10 128V127H9ZM17 128V127H16ZM36 128V127H35ZM35 128H33V129H35ZM66 128V129H65ZM86 128V127H85ZM93 128V127H92ZM103 128V127H102ZM110 127H108V129H109ZM113 128H117V127H113ZM123 128V127H122ZM195 128V127H194ZM239 128H240V126H239ZM243 128H246V129H249V128H247V126L245 127H243ZM251 128H253V127H251ZM250 128V130H254V128L253 129H251ZM258 128V127H257ZM11 129V128H10ZM12 129L14 130L15 128H13L12 127ZM22 129H24V128H22L21 127V129H18V130H22ZM25 129H26V127H25ZM32 129V130H33ZM99 129V130H100ZM118 129V128H117ZM123 129V130H124ZM136 129V128H135ZM196 130H197V127L195 128ZM206 129V128H205ZM217 129V128H216ZM226 129V128H225ZM231 129V128H230ZM241 129V128H240ZM264 129V128H263ZM7 130V129H6ZM9 130V129H8ZM27 130V129H26ZM37 130V129H36ZM36 130H35V132H36ZM71 130V129H70ZM89 130H90V128H89ZM107 130V129H106ZM116 130V129H115ZM127 130V129H126ZM125 130V131H126ZM134 130V129H133ZM137 130V129H136ZM135 130V131H136ZM190 130H191V127H190ZM202 130V129H201ZM207 130V129H206ZM228 130H229V128H228ZM249 130V131H250ZM256 130V129H255ZM16 131V130H15ZM24 131V130H23ZM31 131V130H30ZM42 131H44L43 129H42ZM42 131H40V132H38L37 131V133H41V135H42V138L44 137L45 138V135L42 133ZM47 131H48V129H47ZM46 131V132H47ZM101 131H102V129H101ZM103 131H105V130H103ZM109 132L111 131V130H108ZM108 131H107V133H108ZM138 131V133H139V130H137ZM136 131V132H137ZM195 131V130H194ZM194 131H193V133H194ZM208 131V130H207ZM218 131V130H217ZM231 131L232 132H230V133H233V130L231 129ZM235 131H237V129H235ZM235 131H234V134L233 135H235ZM239 131H241V130H239ZM249 131H247L246 133L248 134L249 133ZM264 131V130H263ZM13 132V131H12ZM21 132V131H20ZM33 132V131H32ZM31 132V133H32ZM45 132V131H44ZM65 132V135L67 136V133ZM97 132H98V130H97ZM118 132V131H117ZM122 132H124V131H122ZM127 132H129L128 130H127ZM132 132V131H131ZM130 132V133H131ZM134 132V131H133ZM136 132H134V133H136ZM145 132V131H144ZM189 130H188V137H190V138H188L187 137V139H189V141H190V139H191V135L193 134V133H191L190 134V136H189ZM210 132V131H209ZM257 132H258V129H257ZM262 132V131H261ZM261 132H259V133H261ZM3 132H1V134H2ZM15 133V132H14ZM16 133H17V131H16ZM21 133H23V132H21ZM21 133L19 134V133H17V134H19V135H21ZM74 133H76V131L74 132ZM99 133V132H98ZM97 133V134H98ZM119 133V132H118ZM125 133V132H124ZM200 133V132H199ZM198 133V134H199ZM213 133V132H212ZM211 133V134H212ZM220 133L222 134L223 132H222V130H220ZM254 132H251V136H253L254 134H255V136H256V133H254ZM34 134H36V133H34ZM47 134V133H46ZM72 134H73V130H72ZM106 134V133H105ZM114 134V133H113ZM112 134V137L115 135H113ZM120 134H121V132H120ZM129 134V133H128ZM201 134H202V132H201ZM210 134V133H209ZM216 134V136H218L217 134L218 133H215ZM215 134H213L214 136H215ZM221 134H219V135H221ZM226 134V133H225ZM224 134V135H225ZM236 134H239L238 133V131H237V133ZM3 136H4V133L2 134ZM19 135H16V136H19ZM33 135V134H32ZM31 135V136H32ZM37 135V134H36ZM40 135V136H41ZM76 135V134H75ZM79 135V134H78ZM78 135H77V138H80V137H78ZM99 135H100V133H99ZM131 135H136V134H131ZM130 135V137L132 138V136ZM138 135V134H137ZM193 135H196V134H193ZM229 134H226V138H227V136H228ZM240 135H241V133H240ZM243 136H244V134H242ZM258 135V134H257ZM261 135V137L263 136V133L262 134H260ZM2 136V137H3ZM7 136V135H6ZM16 136H15V138H16ZM39 135H37V137H38ZM47 136V135H46ZM116 136H118V135H116ZM115 136V137H116ZM187 136V135H186ZM198 136V135H197ZM197 136L195 137V138H197ZM202 136V135H201ZM206 136H208V135H205L204 137H206ZM210 136H212V135H210ZM215 136V137H216ZM223 136V135H222ZM230 136V138H232L233 136H231V134L229 135ZM238 136V135H237ZM250 136V137H251ZM1 137V136H0ZM5 137V136H4ZM12 137H14V135L12 136ZM34 136H32V138H33ZM36 137V138H37ZM76 137V136H75ZM100 137V136H99ZM102 137V136H101ZM114 137V138H115ZM120 137V136H119ZM137 137V136H136ZM162 137V136H161ZM200 137V136H199ZM203 137V136H202ZM219 137V136H218ZM221 137V136H220ZM239 137V136H238ZM235 138L236 140L237 139H239V138ZM242 137V136H241ZM240 137V138H241ZM35 138V137H34ZM76 138V139H77ZM129 138V137H128ZM134 138V137H133ZM194 138V137H193ZM208 138H210V137H208ZM223 138V137H222ZM222 138L220 139V140H222ZM229 138V137H228ZM227 138V139H228ZM229 138V139H230ZM247 138H248V135H247ZM254 138V137H253ZM252 138V139H253ZM258 138V140L260 141V137H257ZM1 139H3V138H1ZM8 139V138H7ZM40 139H41V137H40ZM97 139H98V137H97ZM117 139V138H116ZM130 139V138H129ZM135 139V138H134ZM198 139V138H197ZM203 138H201V139H199V140H202ZM212 139H213V137H212ZM215 139V138H214ZM234 139V138H233ZM262 139H264L263 137H262ZM5 140V139H4ZM10 140H12V139H10ZM33 140V139H32ZM31 140V141H32ZM35 140H37V139H35ZM35 140H33V141H35ZM78 141H81V139H77ZM103 140V139H102ZM115 140V139H114ZM194 141L196 140V139H193ZM205 140V142H206V138H204L203 139V141ZM211 140V139H210ZM209 140V141H210ZM224 140H225V138H224ZM224 140H222V141H224ZM241 140H243V138L241 139ZM240 140V141H241ZM248 140H249V138H248ZM246 141V140H244L245 142H251L250 140L249 141ZM256 139L254 138V140H252V142L253 141H255ZM257 140V141H258ZM1 142H2V140H0ZM14 141V140H13ZM32 141V142H33ZM98 141V140H97ZM96 141V142H97ZM111 141H112V138H111ZM129 143H128V142ZM126 142L128 143V144H130V140H127ZM132 141H135V140H132ZM131 141V142H132ZM188 141V142H189ZM192 141V140H191ZM192 142V143H195V142ZM208 141V140H207ZM216 141H217V143H216V146H221V144H219L218 142V138H216ZM222 141H220V142H222ZM229 141V140H228ZM227 141V145H228V142ZM231 141V140H230ZM239 141V140H238ZM237 141V142H238ZM239 141V142H240ZM258 141V142H259ZM15 142H16V139H15ZM15 142H13V143H15ZM37 142V141H36ZM35 142V143H36ZM38 142H40V143H42V141L40 140V141H38ZM63 142V141H62ZM62 142H60V143H58V144H60L61 146L63 145V147L67 144V142H66V144L64 145ZM72 142V141H71ZM99 142H100V139H99ZM109 142H110V140H109ZM117 142V141H116ZM115 142V143H116ZM199 142H201V141H198V143ZM211 142H212V140L210 141V144H211ZM214 142V141H213ZM236 142V141H235ZM244 142V143H245ZM255 142V144H260L261 142H263V141H261V142ZM3 143V142H2ZM35 143H32V144H34L35 145ZM40 143H37V144H40ZM132 143H134V142H132ZM196 143H197V141H196ZM207 143V142H206ZM209 143V142H208ZM224 143H225V141H224ZM224 143L222 144L223 145V147H224ZM234 143V142H233ZM242 143H243V141H242ZM10 144H11V142H10ZM16 144H17V142H16ZM36 144V145H37ZM83 144V143H82ZM174 144H176L175 142H174ZM173 144V145H174ZM203 143H201V145H202ZM214 144V143H213ZM225 144V145H226ZM235 144V143H234ZM234 144H232V142H231V144L229 145L230 147H231V149H229V151H227V153L224 155L225 156V158L227 159V157H226V155L228 154V152L230 153V150L232 151V147L233 146H231V145H234ZM237 145H240L241 146V144H239V143H236ZM235 144V145H236ZM3 145V144H2ZM2 145H0L2 148H3V146ZM14 145V144H13ZM75 145H77V144H75ZM79 145V144H78ZM84 145V144H83ZM93 145H95L94 143H93ZM115 145V144H114ZM131 145V144H130ZM129 145V146H130ZM172 145V146H173ZM195 145V144H194ZM212 145V144H211ZM226 145V146H227ZM234 145V146H235ZM243 145V144H242ZM248 146H249V144H247ZM69 145L67 144V147L65 146V148L66 149H68V150H70V148L68 147ZM74 146V145H73ZM81 146V145H80ZM87 146V145H86ZM97 146V145H96ZM126 146V145H125ZM128 146V145H127ZM133 146V145H132ZM131 146V147H132ZM135 146V145H134ZM133 146V147H134ZM146 146V145H145ZM179 146V145H178ZM203 146H205V149H206V146H208L207 148H209V145L207 144V145H203ZM229 146H227V147H229ZM239 146V147H240ZM245 146V145H244ZM254 145L252 144V146L250 145L249 147L250 148H252ZM261 146H262V144H261ZM260 146V148H264L263 146L261 147ZM63 147H61V148H63ZM71 147V146H70ZM75 147V146H74ZM73 147V148H74ZM95 147V146H94ZM93 147V148H94ZM175 147V151H176V148H177V146H174ZM180 147V146H179ZM182 148H183V146H181ZM180 147V148H181ZM211 148H212V146H210ZM214 147H215V145H214ZM227 147H226V150H227ZM236 147H238V146H236ZM238 147V148H239ZM249 147H247L248 149H250ZM257 147V146H256ZM259 147V146H258ZM257 147V148H258ZM1 148V149H2ZM60 148V147H59ZM58 148V149H59ZM72 148V147H71ZM76 148V147H75ZM75 148H74V151H75ZM80 148V147H79ZM92 147H91V149H93ZM135 148V147H134ZM133 148V149H134ZM172 148V147H171ZM181 148V149H182ZM218 148V147H217ZM216 148V149H217ZM219 148H222V146L221 147H219ZM237 148V149H238ZM241 148V147H240ZM239 148V149H240ZM257 148H253V151L255 150L256 152H257ZM64 149V148H63ZM89 149V148H88ZM133 149H131V150H133ZM143 149V148H142ZM180 149V150H181ZM185 149V148H184ZM184 149H183V151H184ZM196 149V148H195ZM199 149V148H198ZM204 149V150H205ZM224 149V148H223ZM234 149H235V147H234ZM237 149H235V151L237 150ZM126 151H127V149H125ZM130 150V151H131ZM180 150H178V151H180ZM186 150H187V148H186ZM190 150V149H189ZM188 150V151H189ZM209 151H210V149H208ZM212 150H214L213 148L211 149V151ZM219 150V149H218ZM221 150V149H220ZM219 150V151H220ZM225 150V149H224ZM223 150V151H224ZM242 150H244V149H242ZM251 150V149H250ZM258 150H259V148H258ZM264 150V149H263ZM39 151V150H38ZM74 151H72V149H71V151L70 152H74ZM129 151V152H130ZM146 151V150H145ZM142 152V153H146V152ZM188 151H186V152H188ZM194 151V150H193ZM192 151V153H194ZM198 151V150H197ZM196 151V152H197ZM209 151H208V153H209ZM217 153L216 154H218V151L217 150H215ZM223 151H221V153H223ZM234 151V150H233ZM232 151V153H234ZM249 151V150H248ZM30 152H31V150H30ZM33 152V151H32ZM35 152V151H34ZM69 152V153H70ZM149 152V151H148ZM147 152V153H148ZM168 152H170V151H168ZM171 152H172V150H171ZM177 152V151H176ZM195 152V153H196ZM202 152V151H201ZM200 152V153H201ZM206 152H207V149H206ZM206 152H204L205 153V155L207 154ZM173 153V152H172ZM171 153V156L172 157H168L169 159L170 158H173V154ZM184 153V152H183ZM203 153V152H202ZM201 153V154H202ZM214 153V152H213ZM232 153H230L229 155H232ZM236 153H237V151H236ZM239 153V152H238ZM245 153V152H244ZM259 153H260V151H259ZM28 154V156H29V154H31V153H27ZM167 154V153H166ZM180 154V153H179ZM200 154V155H201ZM215 154V155H216ZM241 154H243L242 152H241ZM240 153H239V155L240 156H242ZM253 154H254V152H253ZM261 154V153H260ZM259 154V155H260ZM262 154H263V152H262ZM261 154V155H262ZM180 155H183L182 157L184 158V156L186 155V153L185 154H182V152H181V154ZM188 156H189V152H188V154H187ZM190 155H191V152H190ZM208 155V154H207ZM214 155V156H215ZM219 155H220V153H219ZM223 155V154H222ZM246 156V158H247V154H245ZM260 155V156H261ZM26 156V155H25ZM110 156V155H109ZM113 156V155H112ZM112 156H110V157H108V158H110V159H112L113 157ZM162 157V159H163V154L161 155ZM169 156V155H168ZM192 157H194V155H191ZM204 156V155H203ZM210 156H211V154H210ZM212 156H213V154H212ZM213 156V157H214ZM250 156H252L251 154H250ZM263 156V155H262ZM167 157V156H166ZM166 157H164V159L166 158ZM180 157V156H179ZM182 157H180V158H182ZM201 157V156H200ZM199 157V158H200ZM205 157V156H204ZM221 157V156H220ZM239 157V156H238ZM244 157V156H243ZM244 157V158H245ZM249 157V156H248ZM258 157V156H257ZM105 158H107V157H105ZM191 158V157H190ZM189 158V159H190ZM195 158V157H194ZM203 158V157H202ZM206 158H207V156H206ZM212 158V157H211ZM216 158H218V157H216ZM231 158V157H230ZM229 158V156H228V159H230ZM242 158V157H241ZM252 158H255V157H252ZM259 158V157H258ZM261 158H263V157H261ZM64 159V158H63ZM66 159V158H65ZM162 159H160L161 161H162ZM168 159V160H169ZM214 159V158H213ZM219 159V158H218ZM221 159H223V158H221ZM227 159V160H228ZM256 160V163L255 164H257V158H255ZM264 159V158H263ZM263 159H261L262 161H264ZM61 160V159H60ZM191 160H193V159H191ZM200 161H201V159H199ZM206 160V159H205ZM204 159H203V161H205ZM217 160V159H216ZM216 160H214V161H216ZM239 160V159H238ZM241 160V159H240ZM243 160V159H242ZM242 160H241V164H244L246 161V159H244V163H242ZM247 160H248V158H247ZM259 161H261L260 159H258ZM63 162H65L64 160H62ZM62 161H60V162H62ZM164 161V160H163ZM171 161V160H170ZM170 161H168V162H170ZM180 161H182V160H180ZM185 161V160H184ZM221 161L222 160H220V163H221ZM249 161H251L252 162V160H249ZM248 161V162H249ZM165 162V161H164ZM163 162V163H164ZM167 162V160H166V163H168ZM186 163L188 162V160L187 161H185ZM222 162H224V161H222ZM226 162V161H225ZM225 162L223 163L224 164V166H226V164H225ZM228 162V161H227ZM233 162V161H232ZM250 162V165L251 164H253V163H251ZM254 162V161H253ZM162 163V164H163ZM183 164H184V162H182ZM204 163V162H203ZM205 163H206V161H205ZM218 163V162H217ZM247 163V162H246ZM246 163H245V165H246ZM28 164H30V163H28ZM33 164H35V163H33ZM161 164V165H162ZM215 164H216V162H215ZM255 164H253V166H255V168H257L256 166L257 165H255ZM260 164H261V162H260ZM187 165V164H186ZM186 165H184V166H186ZM218 165H220L219 163H218ZM248 165V167H250V165L249 164H247ZM207 166V165H206ZM223 166V165H222ZM247 167V166H246ZM246 167L244 166V168H245V170H246ZM247 167V168H248ZM260 167V166H259ZM258 167V168H259ZM263 167V166H262ZM185 168H187V167H185ZM184 168V169H185ZM239 168H243V167H239ZM243 168V169H244ZM180 169H181V167H180ZM182 169H183V167H182ZM182 169H181V172H182ZM183 169V170H184ZM189 169V168H188ZM221 169H223V168H221ZM177 170H179V169H177ZM192 170H193V168H192ZM224 170H225V168H224ZM252 170V171H251ZM251 170H250V168H249V172H253L254 170H256V169H254V168H252L251 167ZM259 170H261V169H259ZM189 171V170H188ZM217 171V170H216ZM223 171V170H222ZM241 171V170H240ZM244 171V170H243ZM248 171V169L246 170V172ZM256 171H258V170H256ZM262 171H264V168H262ZM174 173H175V171H173ZM180 172V173H181ZM218 172H220V171H218ZM229 172V171H228ZM246 172H244V173H246ZM248 172V173H249ZM255 172V171H254ZM254 172H253V174H254ZM260 171H258V173H259ZM185 173H187V172H185ZM221 173H224V172H221ZM230 173V172H229ZM262 173V172H261ZM168 174V173H167ZM177 174H179V173H177ZM198 174V173H197ZM201 174H203L202 172H201ZM227 174V173H226ZM238 174H240V173H238ZM247 174V173H246ZM256 174V173H255ZM254 174V175H255ZM170 175V174H169ZM168 175V176H169ZM180 175V174H179ZM194 175V174H193ZM206 175V174H205ZM225 175V174H224ZM228 175V174H227ZM226 175V176H227ZM249 176H250V174H248ZM247 175V176H248ZM257 175V174H256ZM263 175H264V173H263ZM177 175L176 174H174V177H176ZM198 176H200V173L198 174ZM217 176H218V174H217ZM219 176H222V174H220ZM229 176V175H228ZM253 175L251 174V177H252ZM166 177V176H165ZM164 177V178H165ZM193 177V176H192ZM203 177V176H202ZM205 177V176H204ZM208 177V176H207ZM206 177V178H207ZM223 177V176H222ZM240 177V176H239ZM251 177H249V178H251ZM256 178H257V180H259L260 178H258V177H260V173H259V176H255ZM163 178V179H164ZM166 178H168V177H166ZM171 178V177H170ZM172 178H173V174H172ZM177 178V177H176ZM209 178V177H208ZM208 178L206 179L207 180V182L208 181H212V180H210L211 179V177L209 178V180H208ZM221 178V177H220ZM219 178V179H220ZM248 178V179H249ZM174 179V178H173ZM201 179V178H200ZM199 178L197 179V181H195V182H198V180H200ZM217 179V178H216ZM222 179V178H221ZM252 179V178H251ZM253 179L255 180V178L253 177ZM252 179V181H254ZM213 180H215V179H213ZM218 180V179H217ZM222 180H225V177L222 179ZM250 180V179H249ZM161 181V180H160ZM164 181H165V179H164ZM256 181V180H255ZM166 182H169V181H166ZM204 182V181H203ZM251 182V181H250ZM163 183V182H162ZM200 183H201V180H200ZM212 183H213V181H212ZM216 183V182H215ZM214 183V186H217V184H215ZM90 184V183H89ZM157 184V183H156ZM158 184H160L159 182H158ZM157 184V185H158ZM167 184V183H166ZM165 185V184H164ZM163 185V186H164ZM213 185V184H212ZM212 185H210V186H212ZM158 186H161L162 187V185H158ZM136 187V186H135ZM165 187V186H164ZM187 187V186H186ZM190 187V186H189ZM193 187H196V186H193ZM192 187V188H193ZM213 187V186H212ZM251 187V186H250ZM91 188H93V186H91L89 189H91ZM160 188V187H159ZM191 188V189H192ZM221 188V187H220ZM219 188V189H220ZM247 188V187H246ZM257 188V187H256ZM88 189V190H89ZM163 189V188H162ZM166 189V188H165ZM194 189V188H193ZM234 189V188H233ZM250 189V188H249ZM252 189H253V187H252ZM136 190V189H135ZM167 190V189H166ZM195 190V189H194ZM194 190H190V191H194ZM136 191H138V190H136ZM223 191V190H222ZM226 192V191H225ZM228 192V191H227ZM91 193H92V191H91ZM137 193V192H136ZM135 193V191H134V195L136 194ZM223 193H224V191H223ZM252 192L250 191V194H251ZM254 193V192H253ZM129 194H131V193H129ZM221 194V193H220ZM229 194V193H228ZM132 195V194H131ZM140 195V194H139ZM220 196V195H219ZM218 196V197H219ZM225 196V195H224ZM229 196V195H228ZM227 196V197H228ZM247 196V195H246ZM250 196H252V195H250ZM250 196H248V197H250ZM127 197V196H126ZM140 197V196H139ZM226 197V196H225ZM135 198H137L136 196H135ZM127 199H128V197H127ZM130 199H132V198H130ZM139 199V198H138ZM213 199V198H212ZM223 199V198H222ZM222 199H220V200H222ZM228 199V198H227ZM124 200V199H123ZM140 200V199H139ZM217 200H219V199H216V201ZM224 200H226V199H224ZM131 201V200H130ZM132 201H133V199H132ZM135 201V200H134ZM137 201V200H136ZM171 201H173V200H171ZM227 201H229V200H227ZM231 201V200H230ZM138 202V201H137ZM176 202V201H175ZM174 202V203H175ZM132 203V202H131ZM168 204L170 203V201L169 202H167ZM172 203V202H171ZM230 203V202H229ZM133 204V203H132ZM177 204V206H178V204L179 203H176ZM183 204V203H182ZM181 203H180V205H182ZM179 205V206H180ZM184 205V204H183ZM189 205V204H188ZM187 205V206H188ZM192 205V204H191ZM191 205H189V206H191ZM170 206V205H169ZM171 206H173V204L171 205ZM174 206H175V204H174ZM179 206H178V209H179ZM186 206V208H190L189 206L187 207ZM146 207V206H145ZM191 207H193V205L191 206ZM149 208V207H148ZM176 208V207H175ZM173 210H174V208H172ZM177 209V208H176ZM181 209V208H180ZM179 209V210H180ZM149 210V209H148ZM171 210V209H170ZM222 210V209H221ZM178 211V210H177ZM219 212H220V210H218ZM218 211H216V212H218ZM176 212V211H175ZM174 212V213H175ZM179 212V211H178ZM155 213V212H154ZM168 213V212H167ZM157 214V213H156ZM160 214V213H159ZM162 215V214H161ZM188 219V218H187ZM188 221V220H187ZM189 223V222H188ZM187 223V224H188ZM185 224V223H184ZM214 225V224H213ZM183 226V225H182ZM185 226V225H184ZM183 229V228H182ZM215 229V228H214ZM213 229V230H214ZM179 238V237H178Z\"/></svg>",
	"mask_w": 264,
	"mask_h": 264
}]
</instances>
